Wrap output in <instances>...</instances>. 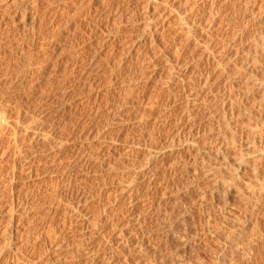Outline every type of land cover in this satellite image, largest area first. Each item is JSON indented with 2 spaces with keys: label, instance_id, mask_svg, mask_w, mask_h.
I'll return each instance as SVG.
<instances>
[{
  "label": "rangeland",
  "instance_id": "rangeland-1",
  "mask_svg": "<svg viewBox=\"0 0 264 264\" xmlns=\"http://www.w3.org/2000/svg\"><path fill=\"white\" fill-rule=\"evenodd\" d=\"M122 1L121 0H115V1L114 0H107V2L105 1L103 3V5H102V3H100V4H98V5H100V7L98 6V8L95 9L96 11L93 10V12H95L96 14L92 12L91 14H93V15H91V14H88V12H87L89 5L91 4L89 0H76L75 2H74V0H69V1H67V0H44V3L42 4L40 13L38 15L39 18L37 19V22H35V24H34L35 27L29 26V28H31L33 31L31 29L30 30L27 29V30H24L21 32L18 30V28H16L17 26H14L16 24L12 23V19L10 16L6 15L7 17H10V18L7 19V17L5 16L6 19H5V17L4 18L2 17L3 18L2 20L0 17V99H1L0 100V111H3L4 109L7 108L6 106H8L7 109H9V108L11 109V107H12V108H14V111L16 113H18V111L20 109L21 110L24 109V110H22V111L20 110V111L22 112L23 116L25 115L24 117L23 116L18 117L17 114L15 113L14 116L5 120L6 123H5V121H3V123H5L4 126L6 128L4 129L5 132L3 131L4 132L3 135H1L3 137H1V143H0V146H1L0 147V162L1 161H3V162H1L0 164L5 162V165H6L8 162L7 159L10 157V161H12V162H9L10 166L11 165L13 166V164H14L13 160H14V162L19 161V163H20L19 165L22 168L24 167L23 165L25 164L26 167H24V169L27 168L28 163L30 165L33 163L32 164L33 168L38 170V171H35L37 174V177H38L36 179L37 182H36V180H33L35 182H33V181L29 182L30 183L29 188H31V189H28L29 190L28 196L33 198L32 201H34L33 202L34 204L32 203V205H31V207L33 208V209L31 208V210H33V211H30V216H32L34 214H35L34 216H36V217L40 216V218L34 217V218H36V220H38L39 225H36V223H31L32 225L26 224L24 226V229L26 230L28 235H24L21 238V240H22L21 243L22 242L26 243V245L20 244L22 247L24 245V247L21 248L22 249L21 254L23 256L20 255L23 262H21L20 264H23V263L24 264H42L44 261H47V260H49V262L52 261L51 262L52 264L53 263L59 264L60 262L62 264H111L113 262V259H114L113 264H121V263L122 264H130V263L131 264H220V262L222 264H224V263L225 264H232V263L233 264H241V263L242 264H264V232H263L264 231V226H263L264 225V222H263L264 221V212H263L264 211V193L262 192V190L264 191V188H263L264 187V179H263L264 178V96H263L264 95L263 94L264 93V91H263L264 86L263 85L264 84H261L264 82V81H262V80H264L263 79L264 74H262L264 72V71H262L264 68V66H263L264 65V62H263L264 61V58H263L264 57L263 56L264 45L263 44H262L263 49L260 51L263 54L260 53L261 56H259V58H261L259 60L260 61L263 60L261 62L262 67L259 68L260 70L262 69L261 70L262 72L260 70H256L257 72L258 71H260V72H258L256 74L253 73V75H252V76H255L254 77L255 80L252 78L253 79L252 84H254L253 85L254 86V89H253L254 92L252 94L255 96H253V98H252V96L249 98V100H248L249 105L246 107V108H248V110L250 108V110H249L250 112H248V110H247L244 115H238L237 117L234 118V123L235 122L236 123L241 122L240 123L241 125H238L239 123L237 124L236 130H237V128L238 129L240 128L241 130H243L244 127H246V129L247 128L250 129L253 126L252 128L253 129L255 128L254 130L257 129V131H254L251 128L253 131L250 130V131H252V136L251 137L248 136L250 138L246 137L247 136L246 132L250 133V131H248V129H247V131H246V129L243 130L245 132V135H244L243 131L239 132L240 129L238 131H236V134H235L236 136H238L237 134L240 133L241 136H243V137L241 139V137L239 138L240 135L238 137L234 136L235 138H237L236 141H234V144H235L234 147L235 148H231V146H230V149H229V152L233 155L228 154V155H230L228 157H230V159H232L233 162L236 161V157H238V160H239V158L244 157L243 165L239 164V167H236V166H238V164H237L238 162H236L235 164H232V160H230V162H229V158H228L227 159L228 163H227L225 160L222 159L225 156L222 154L221 155L222 157H221L220 154H218L219 149L222 146H224V149L229 148L228 147L229 145L227 147L225 145H223V143H226V141H229V134L227 135V133L223 129H221L223 126L221 125V123L219 121H216L217 119L208 117L209 113H211V112L214 113L215 107L217 105L216 101L218 100L217 97H220V94H223V90L229 88V89L233 90L232 92H234V88H233L234 86H232V85H238L239 84L240 80L237 81V80L233 79L234 78V76H233L234 75L233 74L234 62H236L242 55L243 56L241 58L243 59L244 53H243L242 49H240L241 47L240 48L237 47V45H238L237 42H239V41H236L234 43L235 39H232V41H231V38H234L237 34L240 35L239 32L241 30H243L242 32H245V33L249 32L247 34V35H249L248 39L250 37V40H251L250 44H251V47L254 49V45H255L254 43L256 42V40H258V37H259V32L254 26V24H255L254 22H256L257 20L254 21V19H256L258 17L257 15H259L260 12L264 10V0H246V1L245 0H243V1L237 0V3H236V0H231V1L227 0V2L229 1L227 4V6L229 5L228 7H230L229 10L228 9L225 11L222 10L223 12H225V14L223 13V15H224L223 17L221 15L222 18L219 16L220 18L218 17V20H217L218 23L220 22L221 19L222 20L220 23L224 22L223 24L225 26H223V24H222L223 28H221L224 31L219 29V30H217L216 33L214 31H209V33H208V31H207L206 32L207 35L204 34V35H206V37H208V39L205 40L207 42H205V41H203V42L209 44L208 40L211 39V41L209 40L210 41L209 45L203 43V46H205V47L207 46L208 51H209L208 52L209 56H207V54H206V56H203V57H202V55L204 54L203 53L204 47H202L200 45H199L200 46L199 47L198 44H196V42H193L194 44L191 43V46H190V44L187 43L186 40H184L185 38H183L185 33L187 32V30L184 28H186L187 26L183 27V29H182L183 17H181V14L182 15L185 14V6H186V8H188L189 7L188 5H190V2H192V0H189L190 2L187 0V3H186V0H171V1L165 0L167 3H169V5H172V6L174 5V6L171 7L168 4H166L165 8H164V9H166L167 12L168 11L171 12V10H173V12L171 13L172 15L170 14L171 16H168L169 18H167V19L165 18L166 20L165 19L163 20L164 26H165V30L162 32L164 34L163 40L160 41V43L156 46V48L152 47L149 43H147L145 45V48L144 47L141 48L139 52H141V55L144 57H142L141 55L137 56V54H140L139 52H137L138 50H136V52L135 51L133 52L134 55L133 54H131L130 56L125 55L126 57L125 56L123 57L122 55H124V54H122L123 53L121 50L122 47L125 46V44L128 42V39H130L129 37H135L139 34L140 31H136V29L140 28L142 22L139 18L141 15V12L139 13L137 11V7L134 6L135 4L137 6L139 5L138 0L137 1L132 0V2L129 3L131 5V7L128 10H126L127 8H124L125 6L123 4H121ZM134 1H135V3H134ZM168 1H170V2H168ZM57 2H58V4H57ZM182 2L185 5H182ZM68 3L72 6H70ZM171 3H173V4H171ZM7 4L8 5L11 4V0H0V10H2V11H0V15L5 12V10H3L2 7L6 6ZM79 4H80V6H79ZM117 5L119 7H117ZM227 6H226V8H228ZM259 6H261V7H259ZM6 7H4V8H6ZM64 8L66 9V11L64 10ZM81 8H83V10ZM122 8L125 10L123 11ZM168 9H170V10H168ZM253 12L256 15H254ZM12 13H13V10L12 11L10 10V14H12ZM137 13H138V15H137ZM226 13L227 14L231 13V14L227 15ZM110 15H112V16H110ZM131 15H133V16L131 17ZM232 15L235 17H233ZM253 16H257V17H253ZM177 17H179L181 21ZM184 17H185V15H184ZM225 17L228 18V21H230V22H228V21L226 22L227 19H225ZM252 17H253V19H252ZM109 18H111L112 20ZM173 18L176 20H174ZM262 19L263 18H261V21H262ZM110 20L111 21L114 20L115 22L113 21L114 22L113 23ZM138 20L140 23L138 22ZM173 20H174V22H173ZM68 21H70V22H68ZM127 21H128V23H127ZM129 21L130 22L134 21V22L130 23ZM135 21H137V22L135 23ZM179 21L181 23H179ZM225 22H226V24H225ZM72 23H74V24H72ZM106 23H107V25H106ZM169 23H170V25L167 26ZM227 23H228V25H227ZM239 23H240V25H239ZM9 24H10V26H9ZM56 24H57V26H56ZM246 24L248 25L247 28L245 27ZM228 26H229V28H228ZM240 26L245 27L246 29H248V31L245 28H244L245 30L242 29ZM166 28H167V30H166ZM178 29H182V30L179 31ZM56 30H58V31H56ZM182 31H186V32H182ZM254 31H255V33H254ZM23 32L24 33L27 32L28 34L26 33L25 35H30L29 37L32 38L33 42L35 41L33 44V49L30 51L22 48V44H23L22 41H25V39H26V37L23 36ZM213 32H214V34H213ZM223 32H225V33H223ZM115 33H116V35H115ZM120 33H121V35H120ZM176 33H179V34L177 35ZM210 33H211V37H209ZM127 34H129V35H127ZM219 34L220 35L222 34V35L220 36ZM228 34H230L231 36L233 34L234 37H230V35H228ZM172 35H174V36H172ZM213 36L215 38V41H214V38L212 40ZM222 36H224V40H222ZM255 36L257 37V39ZM245 37H247V36H244V38ZM253 37H254V39L252 40L251 38H253ZM229 38H230V40L228 41ZM124 39H125V41H124ZM216 39L218 41H220V40L222 42L224 41L223 44L221 41L219 43H218V41L216 42ZM202 40H204V39H202ZM225 40L229 42L230 46L228 45V42L226 43ZM118 41H119V43H118ZM113 43H115V44H113ZM173 44L176 46V48L178 47V44H180L179 45L180 48L178 47L179 50L177 49L178 51L174 53L176 57L173 56L174 54H172L171 61H170L171 63L168 64L169 66L164 65V63H163L162 66H159L160 68L157 67L156 69H154V70H156L157 73L156 72L155 73L157 75L154 73L152 76L151 74L153 73L154 70L152 69V71H151L150 70L151 68L149 69L148 67L150 65H152L154 58H155L154 60L156 62H158L157 60L159 59V56L154 55V57H153L154 52H156L155 54H157V51L160 52L161 49H162V51H165V50L168 51L170 49V46ZM219 44H222L223 46L222 45L220 46ZM117 45H118V47H117ZM226 45L228 46V48H226ZM113 46H115V47H113ZM161 46H163V47L165 46V47L161 48ZM181 46H182V50H181ZM158 47H160L161 49L160 48L158 49ZM207 47H206V49H207ZM235 47L238 50L239 49L240 50L236 51ZM20 48H21V50H20ZM146 48H148V49H146ZM153 48H154V52L151 51ZM118 49H119V51H118ZM183 49H185V50H183ZM186 49L188 50V52ZM189 49H191V50H189ZM98 50H100V51H98ZM192 50H194V51L191 54ZM218 50H221V51H218ZM150 51L153 53H151ZM196 52L199 54H201V52L203 53L200 56L202 59L198 58V57H197L198 60H196L197 58L193 59V57L199 56V54L194 55ZM214 52H215V54L218 53V55L221 54L222 56L218 57V55H216L217 56L216 57V56H214L215 55ZM212 54L215 58L211 57ZM234 54H236V56ZM119 55H121V56H119ZM151 55H152V57H151ZM178 55H179V57H177ZM233 55L235 57H237V56H240V57L235 58ZM139 56H140V58H138ZM232 56H233V58H231ZM205 57H207V60ZM143 58L146 60H144ZM190 58H192V59H190ZM212 58H214V59H212ZM217 58H219V60ZM228 58H230V60H231L230 62H229ZM117 59H119V60H117ZM147 59H149L150 61L149 60L147 61ZM199 59H201V60H199ZM242 59H239L238 62H240V60H242ZM131 60H133V63ZM134 60H135V62H134ZM175 60L177 63L175 62ZM182 60H184V61H182ZM208 60H210L212 63L209 62ZM217 60H218V62L216 63L215 61H217ZM118 61H120V62H118ZM181 61L182 62L186 61L185 63H183L184 65L182 64L183 67L180 66L181 64H179ZM221 61H224V62H221ZM121 63L123 64V66ZM218 63H220V64H218ZM227 63H228V66L225 65ZM108 64L110 67L108 66ZM110 64H113V65H110ZM217 64L222 65L223 69H221V67L218 66ZM231 64H233L232 65L233 68H231ZM184 66H187V67H185L186 69H183ZM216 66H217V68H216ZM224 66H225V68L227 67L226 70H225ZM144 67L146 68V70H144ZM214 67L217 71L214 69ZM147 68H148V70H147ZM140 69H141V71H139ZM142 69L144 72L142 71ZM168 69L172 73L171 72L168 73L169 72ZM227 69H229V70H227ZM210 70L211 71L213 70V72H211ZM223 70H225L227 72L223 73L222 72ZM146 71L148 74L146 73ZM208 71H210V72H208ZM218 71L220 72V75H219ZM229 71L233 77L231 75H230L231 77L227 76L229 74ZM231 71H232V73H231ZM144 73H146V74L143 75ZM206 73H210L209 76L211 74L212 75L214 74V75L212 77L211 76L209 77V76H207ZM226 73H228V74H226ZM146 75H150L151 78L147 77ZM155 75H156V77H155ZM215 75H216V77H215ZM217 75H219L220 80L225 79V80L229 81L231 79V81H229V83L231 82V84H226V83H228V81L225 82V84L224 83L222 84V82H224L223 80H222V82L220 80H216V79H219ZM152 77H154V78H152ZM258 77H260V78H258ZM199 78L203 79V81L200 80ZM207 78L213 79V80H211V84L214 82L213 84H216V85L212 84L213 85V88H212L211 84H210V87H208L209 93H208V91H206L203 94V96L206 97V99L208 100V105H203V104H200L198 102L199 94L202 91V90H200L199 86H201V89H202L203 83H201V82H204L205 81L204 79H207ZM228 78H230V79H228ZM198 79L201 82L199 81L197 83L196 81H198ZM257 79H259L260 81L259 80L257 81ZM194 80H196L195 81L196 83L191 82ZM232 81H234V82H232ZM219 82L221 84H218ZM256 82H257V88L255 87ZM61 83H62V85H61ZM92 84H93V87H89ZM223 85H226V88ZM260 85H262L263 87ZM231 86H232V88H230ZM26 87H28V88H26ZM220 87L221 88L224 87V88L222 90H220L221 89ZM91 88H93V90H91ZM20 89H22V90H20ZM43 89H45V91ZM214 89H217L218 92H217V90H214ZM40 90H41L42 94L37 93V92H40ZM87 90H88V93L90 92V90H91V92L88 94ZM219 90H220V94H219ZM242 91L243 90L239 89V90L235 91V94L240 93V92L242 93ZM260 91H263V92H260ZM83 94H84V96H83ZM232 94L233 95H231V97L233 98L234 103H239L242 101V99H239V98L234 99L235 94L234 93H232ZM31 95H33V96H31ZM36 95H39V96H36ZM40 95H41V97H40ZM43 95H45V96H43ZM54 96H56V97H54ZM260 96L263 98H261ZM25 97L28 99V101L25 100L26 99ZM259 99H261V102L262 101L263 102L261 103L259 101ZM256 100H258V101H256ZM54 101H55V103H54ZM15 103L18 105L15 106L16 105ZM1 104L3 106H5L3 108V110H2L3 106ZM8 104L11 106L9 107ZM13 104H15V105L12 106ZM19 105H20V109L18 107ZM21 107H23V108H21ZM15 108H17V109H15ZM254 108H258L260 111L257 109L255 110ZM16 110H18V111H16ZM171 111L174 113V115ZM166 112H170V114L172 116L169 120V122H170L169 124L164 122V121H161L162 119L164 120V117H165L164 114ZM205 113H207L208 116H206ZM189 114H190V116H192V118L189 116ZM50 115H52V116H50ZM114 116H115V118H114ZM181 116H184L185 118L187 116V118L189 117L188 120H191V121H189V123H190L189 126L196 128V129L195 128L193 129V131H195L194 136H192L188 133L189 132L188 129L185 128L186 130H188V132H186V130L184 128L182 129L180 127V125H177L180 123L179 120L181 118L179 119V117H181ZM203 117H204V119H203ZM160 121L162 123H164V125ZM176 121H178V122H176ZM215 121L219 122V125L222 127L220 128L219 125L216 126L218 123H216ZM243 121L245 123L247 122L246 124L249 123V125H251L250 128H249V125H242ZM18 122H19V125L17 124ZM174 122H176L175 123L176 125H174ZM160 123L162 124V126H160L161 125ZM16 124L18 126H16ZM26 124H28L29 127L26 126ZM31 124H32V127L34 126L33 127L34 129L31 128V126H30ZM253 124H256V125L254 126ZM35 125H37V126L39 125L38 128ZM11 126H13V127L15 126V128L18 127V129L20 128L19 134H21V135H19V136L23 137V138L21 137L23 139L22 145L19 144L20 146L19 145L13 146V144L10 143L12 140L13 133H14V128H12ZM163 126L166 128H164ZM176 126L178 127V129L179 128L180 129L179 130L176 129L177 128ZM241 126H244V127H241ZM25 127L26 128L28 127V128L26 129ZM212 127H213V129H211ZM163 128L166 132L163 130ZM21 129L22 130L31 129V130H36L37 132H41V130H42L43 133L41 132V134H43V135H40V133H38L37 134L38 137H37V135H36L37 132L28 130V133H29L28 134L26 130L22 131ZM171 129L172 130L174 129V130L172 131ZM199 129L201 130V132ZM215 129H218L220 131L217 132ZM169 130H171L170 132L172 134L169 132ZM175 130L178 132L183 131V133L180 132V134H178V133H176ZM260 130H262V131H260ZM11 131H13V132L11 133ZM44 131H45V134H44ZM204 131H205V133H204ZM221 131L226 133V134L222 133ZM21 132H23V133H21ZM47 132H48V134H50L49 136H47V134H46ZM184 132H186V134H188L190 136H188V137H187V135L185 136ZM202 132L204 135L201 134ZM253 132L254 133L258 132V133L255 135V134H253ZM11 134H12V136H11ZM174 134H176V135H174ZM209 134H211L212 136ZM219 134H221L220 135L221 137L219 136ZM39 135H40V137L41 136H47V138L45 137L46 140L44 139V137H41L42 139L40 140ZM223 135H225V136L227 135L228 138L223 136ZM50 136H52V137H50ZM171 136L179 137V141H177V142L181 141V144H179V146L182 145V146L186 147V148L184 147L185 153L183 151L182 146H180V148L178 146H173L174 144L177 145L176 142H174V144L171 143L172 141H169L170 143L169 142L167 143L168 138H170ZM48 137H49V139H48ZM222 137L224 138V140H226L225 142H224V140H222ZM252 137H254V138L251 139ZM50 138H52V139H50ZM166 138H167V140H166ZM208 138H210V139H208ZM246 138H248V139L245 140ZM239 139H241V140H239ZM250 139L254 143L257 141V143H255V146L253 145L254 143H252V145L250 146L251 149H250V147L247 146V144H249V145L251 144V142H248ZM29 140L32 142H30ZM208 140H209V142H208ZM210 140H211V142H210ZM6 141L7 142L9 141V142L7 143ZM182 141H183V144H182ZM217 141H220V143L218 142L217 144H221L223 141L222 146L215 144ZM187 143L190 144L191 146L188 145ZM244 144L246 145V147ZM99 145H102V146H99ZM170 145H172L173 148H175V149H173L172 146L169 148ZM186 145L190 148L193 147V149L191 150V149L187 148ZM241 145H243V146L241 147ZM201 146H202V148H201ZM252 146L254 147V149ZM6 147H7V149L8 148L11 149L13 147L12 149H13L14 153L11 154V156H9L8 158L6 157V159H5V158L1 157V153H2L1 150H3V148L6 150ZM15 147H17V148H15ZM18 147H21L20 148L21 154H20V152L18 153V151H17V150H19ZM24 147H26V148H24ZM30 147L33 151L30 150ZM248 148H249V150H247ZM157 149H159V150L162 149L164 151V153L160 154L161 156L158 154L156 155L155 151ZM198 149H200V151L203 150L202 152H205L204 155ZM209 149H211L212 152L208 151ZM28 150H29V153H28ZM190 150H191V152H190ZM25 151H26V153H25ZM173 151H175V152H173ZM181 151H183V152H181ZM249 151H251V152H249ZM252 151H254L255 153H253ZM187 152L190 154H188ZM195 152H196V154H195ZM144 153L145 154L147 153L148 155L147 154L145 155ZM191 153H194V154H191ZM215 153H216V155H219L220 157L217 156V158H216L215 157L216 155L214 156ZM14 154L16 155L15 159L13 156ZM153 154H154V156H153ZM210 154H212V155L210 156ZM237 154H238V156H237ZM240 155L241 156L243 155V156L241 157ZM231 156L232 157L234 156L235 159H233ZM20 157H21V159H20ZM148 158H149L150 163L147 162V164H146L145 161H147ZM153 158H155V159H153ZM177 159H179L180 161ZM255 159H258V161ZM245 160H246V162H245ZM167 161H168V163H167ZM172 162H173V164H172ZM35 163L36 164L38 163V164L36 165ZM169 163H171V164H169ZM193 163L194 164L196 163L197 165L196 164L194 165ZM230 163L232 165H235V166H232ZM253 163H256V164H253ZM15 164H17V166H18V163H15ZM163 164L164 165L166 164V165L164 166ZM205 164H207V169H208L207 171L205 169L206 168ZM248 164H249V166H248ZM144 165H147L148 167L144 166ZM178 165H180V166H178ZM186 165H188V166H186ZM209 165H211V166H209ZM253 165H254V167H252ZM181 166L183 169L180 168ZM20 167H18V169ZM184 168L187 169V170H185V172H183ZM201 168H202V172H204V170H205V172L214 171V169H215V171H218V172H216L217 174L215 173V171L213 173L215 175H218V173L220 172V175H223V177L227 174L224 177V178H226V180L228 178L231 180V178H232L231 176H233L234 177V179L232 178L233 184L235 183L234 180L235 181L238 180L237 181L238 183L236 182L234 185L232 184L233 185L232 190L233 189L234 190L228 195V197H227L228 199L227 198L225 199V197L223 198V195H221L220 193H219L220 199H218L219 198L218 192L217 193L214 192L212 185L209 184L212 182H210V180L208 178H205L203 176V173L201 172ZM252 168H253V170H251ZM24 169H21V170H24ZM165 169L166 170L168 169V170L166 171ZM198 169H199V171H198ZM254 169H256V171ZM146 170H148V171H146ZM196 170L198 172H196ZM143 171H144V173H143ZM161 171H163V172H161ZM180 171H182V173L184 175L182 173H180ZM192 171H193V173H192ZM197 173L200 175H198ZM49 174H51V175H49ZM155 174H156V176H155ZM243 175H245V176H243ZM249 175L250 176L252 175V176L250 177ZM201 176H202V178H201ZM235 176H236V178H235ZM240 176H241V178H240ZM134 177L137 181H135ZM197 177H198V179H197ZM242 177L244 178V180H242L243 179ZM254 177L256 178V181H257L256 183L258 185L255 183ZM184 178H186V179H184ZM204 178L208 179V180H204ZM132 180H134V181H132ZM39 181H40L39 184H35V183H38ZM183 181H185V182H183ZM205 181H207L208 183L206 182V184H204ZM260 181H261V183H260ZM121 182L126 183V184H123ZM193 182H195V185H193L194 184ZM242 183H244V184H242ZM19 184L21 185L22 183H19ZM252 184L256 187H254ZM129 185H132L133 187L129 186ZM72 186H74V187H72ZM126 186H128V189L130 188V190H126L127 189ZM249 186L252 188H249ZM134 187H135V189H134ZM141 187H142V191H141ZM187 187H189V188H187ZM210 187H211V189H210ZM34 188H36L37 190ZM91 188H92V191L90 192ZM242 188H243V190H242ZM131 189H133V190L131 191ZM235 189H238V190H235ZM239 189L242 191V193ZM118 190H122L121 193ZM123 190H124V193H125V196L127 197V199H128V197H129V199L131 198V200L128 199L129 202L130 201H131V203L135 202L134 204L129 203L128 200L126 199V197H124V193H122ZM134 190H136V191H134ZM209 190H211V191H209ZM258 190H260V191H258ZM32 191H33V193H31ZM84 191H85V194H87L88 196H89V194H92V197L96 195L95 197H93L94 198L93 200H92V197L90 195V199H89V201L91 200V202H89V204L91 203L93 206L91 204H90V206L93 208H90L88 203H87L88 208L83 206V205H79L78 203H75V202H78L77 196L79 194H81V192L84 193ZM243 191L245 194L243 193ZM95 192L96 193L99 192V194H96ZM130 192H133L136 195H137L136 192H138V195L136 196L133 193L131 195ZM144 192H146V193H144ZM212 192H213V195L217 194L218 196H215V195L213 196L211 194ZM251 192H252V194H251ZM129 193L131 196H128ZM47 194H48V196H47ZM102 194L105 196L102 197ZM118 194H119V197H121V199L118 197ZM202 194L204 196H202ZM75 195H77V196H75ZM164 195H166V196H164ZM132 196H134V198L136 197L135 198L136 200ZM147 196H148V198H147ZM34 197H36L35 198L36 200L34 199ZM230 197H231V199H230ZM240 197L241 198L243 197L244 199L243 198L241 199ZM37 198H38V205H35V204H37ZM39 198L41 200L43 198H45V200H42L45 202L42 203V201ZM50 198H51V200H50ZM143 198L144 199L147 198L148 200H146V199L144 200ZM260 198H262L261 201H260ZM102 199H103V201H101ZM106 199H108V200H106ZM114 199L118 200V201L116 200V204L114 203ZM223 199H225L227 201L230 199V203L229 202L227 203V201H224ZM53 200H54V203H53ZM98 200H100V202ZM50 201H52V202H50ZM105 201H106V204L104 205ZM123 201H124V203H123ZM40 202L42 204H39ZM109 202H111V203H109ZM224 202H225V204H224ZM252 202L254 205L255 204L256 205L254 206L252 204ZM52 203L56 207L53 206ZM108 203H109V205H108ZM112 203H114L115 205H113ZM96 204L98 206H96ZM101 204H103L104 207L105 206H109V207L104 208ZM42 205H44V206H42ZM58 205H61V206H58ZM35 206H36V208H34ZM95 206H96V208H95ZM151 206H152V208H151ZM131 207H132V209H131ZM133 207H134V209H133ZM223 208H225L227 210V212ZM77 209H79V210L81 209V210L79 211ZM87 209H90L89 212ZM121 209H123V210H121ZM130 209L132 211H130ZM34 210H36V211H34ZM62 210L65 212H63ZM127 210H129V211H127ZM133 210L136 211L137 215L139 213V216H140L139 220L141 223H139V221L137 223L136 222L137 220L136 221L134 220V217L137 219L138 216L137 215L134 216L135 214H133V213L135 211H133ZM113 211H114V214H113ZM116 211H118V212H116ZM150 211H151V213H150ZM260 211H262L263 213ZM90 212H92V213H90ZM131 212H133V213H131ZM89 213H90V215H89ZM111 213L113 215H110ZM126 213L128 215L132 214L133 220L130 219L132 216L131 215L128 216ZM141 213H143V214H141ZM72 214H74V215H72ZM93 214H94V216H93ZM107 214H108V216H106ZM87 215L90 217L89 219H88ZM109 215L111 217L112 216L113 217L115 216V217L109 218ZM182 216H184V217H182ZM107 217H108V219H107ZM122 217L124 219H122ZM141 217H142V220H141ZM45 218H46V220H45ZM117 218H118L119 222H118V220L117 221L115 220ZM229 218H230V220H229ZM238 218H240V219H238ZM48 219H50V220H48ZM87 219L90 220V222H88ZM110 219H112L113 221H111ZM128 220H130L128 222L129 225H128V223L127 224L124 223V222H127ZM179 220L181 222H183V224ZM108 221L110 224L108 223ZM145 221L147 224L145 223ZM113 222H115V223H113ZM132 222H133V224H131ZM134 222H136L137 224H135ZM255 222L256 223L258 222V223L256 224ZM63 223L64 224L66 223V224L64 225ZM104 223H105V225H104ZM112 223H113V225H111ZM123 223L125 225H128V226L125 227ZM93 224H94V226H93ZM114 224H117L119 227H122L124 229L119 228L117 225L114 226ZM229 224H230V226H229ZM2 225L3 224L1 223L0 226L2 227ZM4 225L2 228H4ZM132 225H134V227ZM107 226H109V227H107ZM129 226L132 228H130ZM163 226H165V227L162 229ZM31 227H32L33 231L31 229ZM37 227H39L40 229L42 228L41 230H43V231H41V230L39 231V228L37 230ZM50 227H52V228H50ZM92 227H93V229H92ZM251 227H252V230H251ZM97 228L98 229L100 228V229L98 230ZM125 228H126V230H125ZM158 228H159V230H157ZM253 228H255V229H253ZM27 229H28V231H27ZM49 229H51L52 231ZM120 229L122 231L124 230L126 232V234H124L123 237H121L120 235L119 236L117 235V233L118 234L120 233L119 232ZM216 229H218V230H216ZM233 229H234V231H233ZM259 229H260V232H259ZM35 230H37V231H35ZM127 230H129V231L127 232ZM165 230H166V232H165ZM230 230H231V232H230ZM255 230H257L256 233H255ZM30 231H32L33 233H31ZM47 231L51 234H47L46 233ZM99 231H101V232H99ZM1 232H2V230L0 229V233ZM26 232H25V234H26ZM28 232H30V233H28ZM39 232L43 233V235L45 236V240H36L35 241V239L37 237L36 235H38ZM232 232H234V235L231 234ZM202 233L205 235L202 236ZM238 234H239V236H238ZM92 235H94V236H92ZM54 236H56V237H54ZM135 236H137V237H135ZM204 236H206V237H204ZM120 237L122 238V241H123V239L128 240V241L125 240L127 247H126V244L124 243V241L123 242L121 241ZM228 239H230V240H228ZM160 240H161V242H160ZM233 240L236 241V243ZM65 241L67 242V244L65 243ZM142 241H144V242H142ZM62 242L65 243L66 245H64ZM131 242H132V244L130 245ZM146 242H147V244H146ZM121 243H122V245H120ZM139 243H141V246H143V247H141ZM148 243H150V244H148ZM239 243H241V244H239ZM123 244H125V245L123 246ZM133 244H134L135 248H134ZM138 244L140 247L137 246ZM154 244L155 245L157 244V245L154 246ZM223 244H224V246H223ZM235 244H237V245H235ZM67 245H69V246H67ZM217 245H219V246H217ZM57 246H60L61 249H58L56 252V250H54V249H56ZM151 246L153 249H151ZM163 246H164V248H163ZM65 247H68L69 251ZM144 247H145V252H144ZM147 247H150V248H147ZM140 248H143V249H141V251H139ZM225 249H227V250H225ZM128 250H131L133 253L131 251H128ZM146 250H147V252H146ZM158 250L159 251L161 250V251L158 252ZM125 252H126V254H125ZM140 252L141 253L143 252V253L141 254ZM148 252H151V253H148ZM111 253H113V254L115 253L116 255L114 254L113 255L114 257H111L112 256ZM57 255H59V256H57ZM61 255H63L62 258H61ZM64 255L65 256L67 255V256L65 257ZM217 255H219V256H217ZM26 256H27V258H26ZM57 257H59L61 259L58 260ZM54 259H55V261H54ZM125 260H127V261H125ZM230 260H233V262H231ZM24 261L27 263H25ZM65 261H66V263H65Z\"/></svg>",
  "mask_w": 264,
  "mask_h": 264
},
{
  "label": "bare ground",
  "instance_id": "bare-ground-1",
  "mask_svg": "<svg viewBox=\"0 0 264 264\" xmlns=\"http://www.w3.org/2000/svg\"><path fill=\"white\" fill-rule=\"evenodd\" d=\"M67 1H69V0H67ZM76 0H74V2H75ZM90 1V5H89V8H88V10H87V12H88V14H91L92 12H93V10L94 11H96L95 9L96 8H98V6L100 7V5H98V4H100V3H102V5H103V3L106 1L107 2V0H89ZM115 1V0H114ZM122 1V0H121ZM137 1V0H136ZM171 1V0H170ZM170 1H168V2H170ZM189 1V0H188ZM229 1H231V0H229ZM228 1V2H229ZM239 1V0H238ZM243 1V0H242ZM246 1V0H245ZM61 2V1H60ZM132 2V0H123L122 2H121V4H123L125 7L124 8H127L126 10H128L130 7H131V5L129 4V3H131ZM138 2H139V5L137 6L136 4L134 5V6H136L137 7V11L140 13L141 12V15H140V20H141V26H140V28L139 29H136V31H140L139 32V34L137 35V36H135V37H129L130 39H128V42L125 44V46H123L122 47V54H124V55H122L123 57L125 56V55H127V56H130L131 54H133L134 55V51L136 52V50H138L137 52H139L140 51V49L141 48H145V45L147 44V43H149L152 47H154V48H156V46L160 43V41H162L163 40V36H164V34L162 33L164 30H165V26H164V22H163V20L166 18H169L168 16H171L172 14V12H173V10H171V12H167L166 11V9H164L165 8V5L166 4H168L169 5V3H167L165 0H138ZM137 2V3H138ZM190 2V1H189ZM228 2H227V0H192V2H190V5H188L189 7L188 8H186V6H185V17H184V15H182L181 13V17H183V19H182V22H183V26H182V29H183V27H186V28H184V29H186L187 30V32L186 31H182V32H186L185 33V35H184V37L183 38H185L184 40H186V42L187 43H189L190 44V46H191V43H193V42H196V44H198V46L200 45V46H202V47H204V54L201 52V54H203L202 55V57L203 56H206V54H207V56H209V54H208V47H207V49H206V47L205 46H203V43H205V42H207V41H205L206 39H208V37H206V32L208 31V33H209V31H214L215 33L217 32V30H219V29H221V28H223L222 27V24L224 23H220L221 22V20H220V24L218 23V17L220 16L221 17V15H222V17L224 16L223 15V13L225 14V12H223L222 10H229V8L230 7H228L227 6V4H228ZM248 2V1H247ZM2 3V2H1ZM7 3V2H6ZM44 3V0H11V4H7L6 6H4V7H6V8H4V7H2L3 8V10H5V12L3 13V14H1L0 15V17H1V20L7 15V16H10L11 17V19H12V23L13 24H16V25H14V26H17L16 28H18V30L19 31H24V30H27V29H31V28H29V26L30 27H32V26H34L35 27V22H37V19L39 18L38 17V15H39V13H40V10H41V7H42V4ZM54 3V2H53ZM72 3V2H71ZM134 3H135V1H134ZM174 3V2H173ZM173 3H171V4H173ZM186 3H187V0H186ZM232 3V2H231ZM236 3H237V0H236ZM239 3V2H238ZM250 3V2H249ZM48 4V3H47ZM46 4V5H47ZM51 4V3H50ZM57 4H58V2H57ZM65 4V3H64ZM69 4V3H68ZM73 4V3H72ZM119 4V3H118ZM129 4V5H128ZM180 4V3H179ZM189 4V3H188ZM235 4V3H234ZM52 5V4H51ZM70 5V4H69ZM101 5V6H102ZM132 5V6H133ZM182 5H185V4H183V2H182ZM243 5V4H242ZM248 5V4H247ZM70 6H72V5H70ZM79 6H80V4H79ZM127 6V7H126ZM169 6H171V7H173L172 5H169ZM178 6V5H177ZM226 6L228 7V8H226ZM246 6V5H245ZM56 7V6H55ZM58 7V6H57ZM64 7V6H63ZM84 7V6H83ZM109 7V6H108ZM112 7V6H111ZM117 7H119L118 5H117ZM116 7V8H117ZM135 7V8H136ZM182 7V6H181ZM234 7V6H233ZM259 7H261V6H259ZM258 7V8H259ZM76 8V7H75ZM79 8V7H78ZM87 8V7H86ZM85 8V9H86ZM133 8V7H132ZM168 8V7H167ZM241 8V7H240ZM250 8V7H249ZM43 9V8H42ZM63 9V8H62ZM82 10H83V8H81ZM123 9V8H122ZM175 9V8H174ZM234 9V8H233ZM261 9V8H260ZM10 10L12 11L13 10V13L12 14H10ZM58 10V9H57ZM60 10V9H59ZM64 10L66 11V9L64 8ZM77 10V9H76ZM125 9H123V11H124ZM131 10V9H130ZM168 10H170V9H168ZM184 10V9H183ZM248 10V9H247ZM253 10V9H252ZM0 11H2V10H0ZM43 11V10H42ZM72 11V10H71ZM70 11V12H71ZM80 11V10H79ZM86 11V10H85ZM119 11V10H118ZM122 11V12H123ZM176 11V10H175ZM60 12V11H59ZM73 12V11H72ZM101 12V11H100ZM111 12V11H110ZM128 12V11H127ZM136 12V11H135ZM235 12V11H234ZM240 12V11H239ZM252 12V11H251ZM81 13V12H80ZM79 13V14H80ZM93 13H95V12H93ZM129 13V12H128ZM132 13V12H131ZM130 13V14H131ZM183 13V12H182ZM228 13V12H227ZM226 13V14H227ZM249 13V12H248ZM96 14V13H95ZM109 14V13H108ZM111 14V13H110ZM113 14V13H112ZM119 14V13H118ZM171 14V15H170ZM231 14V13H230ZM230 14H227V15H230ZM235 14V13H234ZM253 14L254 15H256L254 12H253ZM91 15H93V14H91ZM121 15V14H120ZM137 15H138V13H137ZM248 15V14H247ZM6 16V17H7ZM95 16V15H94ZM98 16V15H97ZM110 16H112V15H110ZM130 16V15H129ZM133 15H131V17H132ZM179 16V15H178ZM226 16V15H225ZM233 16V15H232ZM258 16V17H257ZM257 16H253V17H257L256 19H254V21L255 20H257L256 22H254L255 24H254V26H255V28L258 30V32H259V37H258V40H256L257 39V37H256V42L254 43L255 45H254V49L251 47V44H250V42H251V40H250V37H249V39H248V36L249 35H247L248 33H245V32H242L243 30H241L240 32H239V34L240 35H236L235 37L233 36V34H232V36L230 35V34H228V35H230V37H234V38H231V41H232V39H235V41H234V43L236 42V41H239V42H237V47L238 48H240V49H242V51H243V53H244V57H243V59L240 57V56H237V57H235L236 56V54H234L233 56L235 57V58H238V57H240L239 59H242V60H240V62H238V60L236 61V62H234V70H233V76H234V80H240L239 81V84L238 85H232V86H234L233 88H234V92H232L233 90L232 89H225V90H223V94H220V90H222L223 88H219L220 90H219V94H220V97H217L218 98V100L216 101V107H215V111H214V113H209L208 115H207V113H205V115L206 116H208L209 118H214V119H217L216 121H219L220 123H221V125L223 126H220L219 125V122H216V123H218L216 126H220V128L221 129H223L226 133H227V135L229 134V141H226V140H224V138L222 137V140H224V142L226 141V143H223V141H222V143H223V145H225L226 147L228 146L229 148H227V149H224V146H222V143L221 144H217L218 142L220 143V141H217L215 144H217V145H221L222 147L219 149V153L218 154H220V156L223 154L225 157H223L222 159L223 160H225L227 163H228V161H227V159L229 158V162H230V160H232V159H230V157H228V156H230V155H233V154H231L230 152H229V149H230V146H231V148H235L234 146H235V144H234V141H236V139L237 138H235L234 136H236L235 134H236V131H238L239 129L237 128V130H236V126H237V124L238 125H241L240 123L241 122H238V123H234V118L235 117H237L238 115H244L245 113H246V111L248 110V108H246L248 105H249V102H248V100H249V98L252 96V98H253V96H255V95H253L252 93L254 92L253 91V89H254V84H252V80L254 79V77L255 76H252L253 75V73H258V72H260L261 70L259 69L260 67H262V64H261V62L263 61H260L259 59H261V58H259V56H261L260 55V51L264 48H262V46L264 45V10L263 11H261L260 12V14L259 15H257ZM3 17V18H2ZM6 17H5V19H6ZM10 17H7V19L8 18H10ZM47 17V16H46ZM122 17V16H121ZM125 17V16H124ZM128 17V16H127ZM219 17V18H220ZM221 17V18H222ZM228 17V16H227ZM233 17H235V16H233ZM246 17V16H245ZM249 17V16H248ZM253 17H252V19H253ZM98 18V17H97ZM114 18V17H113ZM117 18V17H116ZM177 18H179V17H177ZM242 18V17H241ZM244 18V17H243ZM261 18H263L262 19V21H261ZM58 19V18H57ZM108 19V18H107ZM109 19H111V18H109ZM165 19V20H166ZM174 19V18H173ZM225 19H227L226 20V22L228 21V18H226L225 17ZM232 19V18H231ZM236 19V18H235ZM249 19V18H248ZM44 20V19H43ZM60 20V19H59ZM82 20V19H81ZM112 20V19H111ZM110 20V21H111ZM121 20V19H120ZM119 20V21H120ZM133 20V19H132ZM174 20H176V19H174ZM174 20H173V22H174ZM179 20H180V18H179ZM4 21V20H3ZM39 21V20H38ZM58 21V20H57ZM89 21V20H88ZM97 21V20H96ZM114 21V20H113ZM113 21H111V22H113ZM124 21V20H123ZM170 21V20H169ZM181 21V20H180ZM179 21V23H181ZM232 21V20H231ZM247 21V20H246ZM7 22V21H6ZM11 22V21H10ZM68 22H70V21H68ZM73 22V21H72ZM115 22V21H114ZM113 22V23H114ZM121 22V21H120ZM130 22V21H129ZM134 22V21H133ZM133 22H130V23H133ZM137 21H135V23H136ZM138 22H139V20H138ZM226 22H225V24H226ZM228 22H230V21H228ZM234 22V21H233ZM242 22V21H241ZM244 22V21H243ZM250 22V21H249ZM61 23V22H60ZM126 23V22H125ZM127 23H128V21H127ZM126 23V24H127ZM140 23V22H139ZM171 23V22H170ZM170 23L167 25V26H169L170 25ZM245 23V22H244ZM69 24V23H68ZM72 24H74V23H72ZM172 24V23H171ZM231 24V23H230ZM235 24V23H234ZM242 24V23H241ZM54 25V24H53ZM106 25H107V23H106ZM131 25V24H130ZM166 25V24H165ZM185 25V26H184ZM227 25H228V23H227ZM239 25H240V23H239ZM9 26H10V24H9ZM56 26H57V24H56ZM67 26V25H66ZM166 26V27H167ZM223 26H225L224 24H223ZM252 26V25H251ZM179 27V26H178ZM235 27V26H234ZM233 27V28H234ZM237 27V26H236ZM242 29H244L245 27L247 28L248 27V25L246 24V26L245 27H242V26H240ZM47 28V27H46ZM168 28V27H167ZM167 28H166V30H167ZM188 28V29H187ZM228 28H229V26H228ZM245 28V29H246ZM58 29V28H57ZM69 29V28H68ZM173 29V28H172ZM182 29H178L179 31L180 30H182ZM244 29V30H245ZM251 29V28H250ZM7 30V29H6ZM17 30V31H18ZM32 30V29H31ZM75 30V29H74ZM78 30V29H77ZM105 30V29H104ZM120 30V29H119ZM216 30V31H215ZM221 30H223V29H221ZM247 31H248V29H246ZM33 31V30H32ZM56 31H58V30H56ZM176 31V30H175ZM224 31V30H223ZM227 31V30H226ZM237 31V30H236ZM246 31V32H247ZM20 32V33H21ZM116 32V31H115ZM214 32H213V34H214ZM222 32V31H221ZM242 32V33H241ZM19 33V32H18ZM27 33V32H26ZM26 33H24L23 32V36H25L26 37V39H25V41H22L23 42V44H22V48L23 49H25V50H28V51H30V50H32L33 49V44H34V42H33V40H32V38L31 37H29L30 35H25ZM113 33V32H112ZM223 33H225V32H223ZM235 33V32H234ZM238 33V32H237ZM254 33H255V31H254ZM28 34V33H27ZM110 34V33H109ZM177 35L179 34V33H176ZM204 34H206V35H204ZM64 35V34H63ZM102 35V34H101ZM115 35H116V33H115ZM120 35H121V33H120ZM127 35H129V34H127ZM209 35V34H208ZM220 35V34H219ZM218 35V36H219ZM222 35V34H221ZM220 35V36H221ZM22 36V37H23ZM54 36V35H53ZM98 36V35H97ZM100 36V35H99ZM172 36H174V35H172ZM182 36V35H181ZM244 36H247V37H245L244 38ZM251 36V35H250ZM2 37V36H1ZM16 37V36H15ZM21 37V36H20ZM47 37V36H46ZM169 37V36H168ZM167 37V38H168ZM206 37V38H205ZM209 37H211V33H210V36ZM217 37V36H216ZM227 37V36H226ZM252 37V36H251ZM6 38V37H5ZM8 38V37H7ZM24 38V37H23ZM22 38V39H23ZM36 38V37H35ZM57 38V37H56ZM123 38V37H122ZM182 38V37H181ZM213 38H214V36L212 37V40H213ZM60 39V38H59ZM106 39V38H105ZM115 39V38H114ZM126 39V38H125ZM125 39H124V41H125ZM202 39H204V40H202ZM226 39V38H225ZM252 40L254 39V37L253 38H251ZM72 40V39H71ZM123 40V39H122ZM210 41H211V39H209ZM208 40V42H209V44H210V41ZM222 40H224V36H222ZM227 40V39H226ZM225 40V41H226ZM230 40V38L228 39V41ZM39 41V40H38ZM37 41V42H38ZM110 41V40H109ZM123 41V42H124ZM203 41H205V42H203ZM214 41H215V38H214ZM213 41V42H214ZM218 40L216 39V42H217ZM221 41V40H220ZM220 41H218V43L220 42ZM228 41H226V43L228 42ZM104 42V41H103ZM222 42V41H221ZM224 42V41H223ZM223 42H222V44H223ZM118 43H119V41H118ZM122 43V42H121ZM113 44H115V43H113ZM164 44V43H163ZM194 44V43H193ZM205 44H208V43H205ZM208 44V45H209ZM215 44V43H214ZM222 44H219L220 46L222 45ZM253 44V43H252ZM263 44V45H262ZM5 45V44H4ZM165 45V44H164ZM170 45V44H169ZM174 45V44H173ZM171 45L170 46V49L168 50V51H162V47L163 46H161V48L160 47H158V49L160 48L161 49V51L160 52H158L157 50V54H155L156 52H154V48L151 50V51H153L154 52V54H153V57H154V55H156V56H159V59L157 60L158 62H156L153 58V63H152V65H150L148 68L152 71V69L154 70V69H156L157 67H159V66H162V64L164 63V65H168L169 63H171L170 61H171V56H172V54H174L175 52H177L178 50H179V48H180V44H178V47L176 48V46L174 45ZM228 45H229V42H228ZM160 46V45H159ZM199 46V47H200ZM223 46V45H222ZM230 46V45H229ZM235 46V45H234ZM261 46V47H260ZM113 47H115V46H113ZM117 47H118V45H117ZM150 47V46H149ZM165 47V46H164ZM163 47V48H164ZM167 47V46H166ZM211 48V47H210ZM225 48V47H224ZM226 48H228V46L226 45ZM236 48V47H235ZM67 49V48H66ZM146 49H148V48H146ZM178 49V50H177ZM231 49V48H230ZM229 49V50H230ZM239 49V50H240ZM20 50H21V48H20ZM37 50V49H36ZM35 50V51H36ZM111 50V49H110ZM150 50V49H149ZM164 50V49H163ZM181 50H182V46H181ZM183 50H185V49H183ZM187 50V49H186ZM189 50H191V49H189ZM228 50V51H229ZM238 49L236 48V51H237ZM238 50V51H239ZM98 51H100V50H98ZM117 51V50H116ZM118 51H119V49H118ZM147 51V50H146ZM150 51V52H151ZM194 50H192L191 51V54H192V52H193ZM197 51V50H196ZM218 51H221V50H218ZM227 51V50H226ZM79 52V51H78ZM153 52H151V53H153ZM187 52H188V50H187ZM186 52V53H187ZM264 52V51H263ZM140 54H137V56L138 55H141V52H139ZM190 53V52H189ZM81 54V53H80ZM112 54V53H111ZM143 54V53H142ZM149 54V53H148ZM177 54V53H176ZM182 54V53H181ZM194 54V53H193ZM197 54H199V53H195L194 55H197ZM201 54H199V56H196V57H193V59L194 58H201L200 56H201ZM214 54H215V52H214ZM261 54H263V53H261ZM115 55V54H114ZM190 55V54H189ZM216 55H218V53L217 54H215L214 56H216ZM241 55V54H240ZM119 56H121V55H119ZM136 56V55H135ZM142 56V55H141ZM155 56V57H156ZM173 56H175V54L173 55ZM192 56V55H191ZM213 56V54L211 55V57H214ZM219 56H222L221 54L220 55H218V57ZM233 56L231 57V58H233ZM263 56H264V54H263ZM126 57V56H125ZM142 57H144V56H142ZM151 57H152V55H151ZM176 57V56H175ZM177 57H179V55L177 56ZM210 57V58H211ZM217 57V56H216ZM122 58V57H121ZM129 58V57H128ZM132 58V57H131ZM137 58V57H136ZM138 58H140V56L138 57ZM137 58V59H138ZM198 58L196 59V60H198ZM206 58V60H207V57H205ZM204 58V59H205ZM215 58V57H214ZM214 58H212V59H214ZM222 58V57H221ZM225 58V57H224ZM234 58V59H235ZM264 58V57H263ZM262 58V59H263ZM91 59V58H90ZM116 59V58H115ZM144 59V58H143ZM142 59V60H143ZM151 59V58H150ZM177 59V58H176ZM190 59H192V58H190ZM202 59V58H201ZM201 59H199V60H201ZM203 59V60H204ZM218 60H219V58H217ZM229 59V62L231 61L230 60V58H228ZM117 60H119V59H117ZM140 60V59H139ZM144 60H146V59H144ZM143 60V61H144ZM149 59H147V61H148ZM186 60V59H185ZM195 60V61H196ZM211 60V59H210ZM210 60H208L209 62H211ZM218 60L217 61H215L216 63L218 62ZM115 61V60H114ZM130 61V60H129ZM132 61V63H133V60H131ZM150 61V60H149ZM155 61V62H154ZM182 61H184V60H182ZM180 62L179 64H181L180 66H182V64L183 63H185V62ZM190 61V60H189ZM225 61V60H224ZM224 61H221V62H224ZM235 61V60H234ZM118 62H120V61H118ZM122 62V61H121ZM134 62H135V60H134ZM140 62V61H139ZM142 62V61H141ZM145 62V61H144ZM143 62V63H144ZM152 62V61H151ZM175 62H176V60H175ZM192 62V61H191ZM207 62V61H206ZM208 62V63H209ZM220 62V63H221ZM226 62V61H225ZM228 62V63H229ZM264 62V61H263ZM95 63V62H94ZM126 63V62H125ZM131 63V64H132ZM142 63V64H143ZM149 63V62H148ZM177 63V62H176ZM196 63V62H195ZM207 63V64H208ZM212 63V62H211ZM220 63H218V64H220ZM228 63L227 64H225L226 66H228ZM233 63V62H232ZM107 64V63H106ZM118 64V63H117ZM122 64V63H121ZM128 64V63H127ZM160 64V65H159ZM173 64V63H172ZM171 64V65H172ZM175 64V63H174ZM187 64V63H186ZM191 64V63H190ZM198 64V63H197ZM203 64V63H202ZM217 64V65H218ZM222 64V63H221ZM110 65H113V64H110ZM119 65V64H118ZM136 65V64H135ZM134 65V66H135ZM149 65V64H148ZM147 65V66H148ZM177 65V64H176ZM184 65V64H183ZM205 65V64H204ZM210 65V64H209ZM216 65V64H215ZM233 64H231V68H233V66H232ZM108 66H109V64H108ZM122 66H123V64H122ZM146 66V67H147ZM169 66V65H168ZM206 66V65H205ZM208 66V65H207ZM218 66H220L221 67V69H223L222 68V65H218ZM230 66V65H229ZM252 66V67H251ZM264 66V65H263ZM41 67V66H40ZM107 67V66H106ZM110 67V66H109ZM119 67V66H118ZM117 67V68H118ZM171 67V66H170ZM183 67V66H182ZM181 67V68H182ZM185 67H187V66H184V68L183 69H186ZM210 67V66H209ZM219 67V68H220ZM44 68V67H43ZM42 68V69H43ZM113 68V67H112ZM129 68V67H128ZM136 68V67H135ZM143 68V67H142ZM148 68H147V70H148ZM160 68V67H159ZM173 68V67H172ZM180 68V67H179ZM216 68H217V66H216ZM224 68H225V66H224ZM227 68V67H226ZM226 68H225V70H226ZM229 68V67H228ZM47 69V68H46ZM106 69V68H105ZM119 69V68H118ZM123 69V68H122ZM121 69V70H122ZM126 69V68H125ZM176 69V68H175ZM191 69V68H190ZM214 69H215V67H214ZM213 69V70H214ZM230 69V68H229ZM229 69H227V70H229ZM110 70V69H109ZM112 70V69H111ZM144 70H146V68L144 67ZM169 70V69H168ZM209 70V69H208ZM213 70L211 71V72H213ZM216 70V69H215ZM219 70V69H218ZM225 70H223L222 72L224 73V72H227V71H225ZM256 70H260V71H256ZM39 71V70H38ZM120 71V70H119ZM139 71H141V69L139 70ZM142 71H143V69H142ZM162 71V70H161ZM210 71H208V72H210ZM217 71V70H216ZM220 71V70H219ZM218 71V72H219ZM256 71V72H255ZM262 71H264V68H263V70ZM261 71V72H262ZM30 72V71H29ZM136 72V71H135ZM144 72V71H143ZM156 72V70H154L153 71V73L151 74L152 76H153V74ZM171 71L169 70V72L168 73H170ZM197 72V71H196ZM26 73V72H25ZM121 73V72H120ZM128 73V72H127ZM146 73H147V71H146ZM146 73H144L143 75H145ZM157 73V72H156ZM155 73V74H156ZM172 73V72H171ZM216 73V72H215ZM231 73H232V71H231ZM27 74V73H26ZM39 74V73H38ZM42 74V73H41ZM148 74V73H147ZM207 74V76H209V74L210 73H206ZM226 74H228V73H226ZM254 74V75H255ZM260 74V73H259ZM262 74H264V72L262 73ZM157 75V74H156ZM156 75H155V77H156ZM159 75V74H158ZM165 75V74H164ZM214 75V74H213ZM212 74L210 75L211 77L213 76ZM219 75H220V72H219ZM219 75H217L218 76V78H219ZM225 75V74H224ZM231 74H230V71H229V74L227 75L228 77L230 76ZM261 75V74H260ZM147 77H150V75H146ZM171 76V75H170ZM200 76V75H199ZM198 76V77H199ZM203 76V75H202ZM209 76V77H210ZM226 76V75H225ZM232 76V75H231ZM230 76V77H231ZM232 76V77H233ZM259 76V75H258ZM22 77V76H21ZM30 77V76H29ZM142 77V76H141ZM174 77V76H173ZM215 77H216V75H215ZM222 77V76H221ZM151 78V77H150ZM152 78H154V77H152ZM205 78V77H204ZM226 78V77H225ZM253 78V79H252ZM258 78H260V77H258ZM262 78V77H261ZM188 79V78H187ZM200 79V78H199ZM198 79V81H196V80H194V81H191V82H199L200 80H202L203 81V79H200L199 80ZM216 79V78H215ZM227 79V78H226ZM228 79H230V78H228ZM264 79V78H263ZM159 80V79H158ZM191 80V79H190ZM193 80V79H192ZM205 81L204 82H201V83H203V87H202V89H201V86H199L200 87V90H202L201 92H200V94H199V98H198V102L200 103V104H203V105H208V100L206 99V97H204L203 96V94L206 92V91H208V87H210V84H211V80H213V79H210V78H207V79H204ZM216 80H220V78L219 79H216ZM223 80V79H222ZM222 80H220L221 82H222ZM255 80V79H254ZM259 79H257V81H258ZM40 81V80H39ZM189 81V80H188ZM224 82H222V84L224 83L225 84V82H227L228 80H223ZM229 81H231V79L229 80ZM229 81H228V83H226V84H231V82L229 83ZM260 81V80H259ZM262 81H264V80H262ZM195 82V83H196ZM232 82H234V81H232ZM214 83V82H213ZM212 83V84H213ZM26 84V83H25ZM48 84V83H47ZM211 84V87L213 88V85H216V84H213L212 85ZM218 84H221L220 82L218 83ZM236 84V83H235ZM252 84V85H251ZM261 84H264V82L263 83H261ZM61 85H62V83H61ZM65 85V84H64ZM40 86V85H39ZM186 86V85H185ZM193 86V85H192ZM191 86V87H192ZM198 86V85H197ZM218 86V85H217ZM223 86H225V88H226V85H223ZM232 86L230 87V88H232ZM260 86H262V85H260ZM264 86V85H263ZM262 86V87H263ZM42 87V86H41ZM88 87V86H87ZM89 87H93V84L91 85V86H89ZM189 87V86H188ZM207 89H206V88ZM216 87V86H215ZM219 87V86H218ZM255 87L257 88V82H256V85H255ZM259 87V86H258ZM20 88V87H19ZM26 88H28V87H26ZM96 88V87H95ZM94 88V89H95ZM193 88V87H192ZM211 88V89H212ZM261 88V87H260ZM71 89V88H70ZM69 89V90H70ZM90 89V88H89ZM239 89H241V90H243L242 91V93L240 92V93H236L235 94V91H237V90H239ZM20 90H22V89H20ZM44 91H45V89H43ZM59 90V89H58ZM91 90H93V88H91ZM91 90H90V92H91ZM110 90V89H109ZM213 90V89H212ZM214 90H217V89H214ZM14 91V90H13ZM26 91V90H25ZM29 91V90H28ZM264 91V90H263ZM263 91H260V92H263ZM27 92V91H26ZM35 92V91H34ZM37 92V91H36ZM43 92V91H42ZM48 92V91H47ZM53 92V91H52ZM51 92V93H52ZM89 92V93H90ZM214 92V91H213ZM217 92H218V90H217ZM222 92V91H221ZM259 92V93H260ZM2 93V92H1ZM37 93H41V90H40V92H37ZM63 93V92H62ZM87 93H88V90H87ZM88 93V94H89ZM208 93H209V91H208ZM232 93H234L235 94V97H234V99H236V98H239V99H242V101L241 102H239V103H234V100H233V98L231 97V95H233ZM4 94V93H3ZM22 94V93H21ZM28 94V93H27ZM42 94V93H41ZM82 94V93H81ZM264 94V93H263ZM7 95V94H6ZM18 95V94H17ZM26 95V94H25ZM35 95V94H34ZM54 95V94H53ZM66 95V94H65ZM91 95V94H90ZM96 95V94H95ZM260 95V94H259ZM31 96H33V95H31ZM36 96H39V95H36ZM43 96H45V95H43ZM64 96V95H63ZM83 96H84V94H83ZM130 96V95H129ZM187 96V95H186ZM262 96V95H261ZM260 96V97H261ZM264 96V95H263ZM18 97V96H17ZM22 97V96H21ZM40 97H41V95H40ZM54 97H56V96H54ZM91 97V96H90ZM97 97V96H96ZM259 97V96H258ZM26 98V97H25ZM31 98V97H30ZM29 98V99H30ZM43 98V97H42ZM60 98V97H59ZM78 98V97H77ZM85 98V97H84ZM255 98V97H254ZM261 98H263V97H261ZM36 99V98H35ZM41 99V98H40ZM44 99V98H43ZM1 100V99H0ZM25 100H27L28 101V99L26 98ZM37 100V99H36ZM64 100V99H63ZM136 100V99H135ZM211 100V99H210ZM255 100V99H254ZM33 101V100H32ZM31 101V102H32ZM251 101V100H250ZM256 101H258V100H256ZM259 101L261 102V99H259ZM45 102V101H44ZM263 102V101H262ZM261 102V103H262ZM40 103V102H39ZM48 103V102H47ZM54 103H55V101H54ZM120 103V102H119ZM6 104V103H5ZM16 104V103H15ZM15 104H13L12 106H14ZM42 104V103H41ZM57 104V103H56ZM2 105V104H1ZM9 105V104H8ZM18 104H16L15 106H17ZM21 105V104H20ZM20 105L18 106L19 107V109H20ZM121 105V104H120ZM3 106V105H2ZM11 105H9V107H10ZM22 106V105H21ZM61 106V105H60ZM105 106V105H104ZM103 106V107H104ZM213 106V105H212ZM5 106H3L2 107V110H3V108H4ZM7 108H8V106H6ZM62 107V106H61ZM68 107V106H67ZM4 109L3 111H0V143H1V137H3V136H1V135H3V133L5 132L4 131V129L6 128L4 125H5V123H6V119H8V118H11L12 116H14L15 115V111H14V108H12L11 107V109L9 108V109ZM21 108H23V107H21ZM246 108V109H245ZM13 109V110H12ZM15 109H17V108H15ZM37 109V108H36ZM111 109V108H110ZM255 110L257 109V110H259L258 108H254ZM21 110V109H20ZM18 111V110H16V111H18V113H16L17 114V116L19 117H21V116H23V114H22V110H24V109H22L21 111ZM26 110V109H25ZM29 110V109H28ZM32 110V109H31ZM249 110H250V108H249ZM248 110V112H250ZM35 111V110H34ZM119 111V110H118ZM260 111V110H259ZM108 112V111H107ZM172 112V111H171ZM189 112V111H188ZM24 113V112H23ZM33 113V112H32ZM153 113V112H152ZM173 113V112H172ZM185 113V112H184ZM187 113V112H186ZM26 114V113H25ZM181 114V113H180ZM188 114V113H187ZM56 115V114H55ZM116 115V114H115ZM173 115H174V113H173ZM194 115V114H193ZM25 116V115H24ZM23 116V117H24ZM50 116H52V115H50ZM49 116V117H50ZM163 116V115H162ZM165 116V117H164ZM164 120L162 119L161 121H164V122H166V123H170L169 122V120H170V118L172 117L171 116V114H170V112H166L165 114H164ZM189 116H190V114H189ZM191 118H192V116H190ZM207 117V118H208ZM32 118V117H31ZM35 118V117H34ZM39 118V117H38ZM114 118H115V116H114ZM181 118V119H180ZM189 118V117H188ZM188 118H187V116H186V118L184 117V116H181V117H179V121H180V123L179 124H177V125H180V127L183 129H188L189 130V132H188V130H186V132H188L190 135H192V136H194V132L195 131H193V129L195 128V127H192V126H189V121H191V120H188ZM260 118V117H259ZM258 118V119H259ZM33 119V118H32ZM47 119V118H46ZM56 119V118H55ZM61 119V118H60ZM203 119H204V117H203ZM50 120V119H49ZM63 120V119H62ZM141 120V119H140ZM206 120V119H205ZM204 120V121H205ZM212 120V119H211ZM3 121H5V123H3ZM45 121V120H44ZM52 121V120H51ZM54 121V120H53ZM114 121V120H113ZM160 121V122H161ZM168 121V122H167ZM172 121V120H171ZM175 121V120H174ZM236 121V120H235ZM239 121V120H238ZM17 122V121H16ZM21 122V121H20ZM43 122V121H42ZM154 122V121H153ZM176 122H178V121H176ZM176 122H174V125H176L175 123ZM208 122V121H207ZM162 123V122H161ZM160 123V124H161ZM215 123V124H216ZM244 123V124H243ZM247 123V122H246ZM244 121L242 122V125H249V123L248 124H246ZM18 125H19V122L17 123ZM16 124V126H18ZM23 124V123H22ZM21 124V125H22ZM51 124V123H50ZM53 124V123H52ZM163 125H164V123H162ZM162 124L160 125V126H162ZM171 125V124H170ZM254 126L256 125V124H253ZM258 125V124H257ZM26 126H28L29 127V125L28 124H26ZM31 126V128H33L32 127V124L30 125ZM37 128H38V126L37 125H35ZM166 126V125H165ZM172 126V125H171ZM184 126V127H183ZM250 126L251 125H249V128H250ZM12 128H14V133H13V136H12V134H11V136H12V140H11V144H13V146L14 145H16V146H18L19 144L20 145H22V143H23V137L22 136H19V135H21V134H19V129H18V127H16L15 128V126L13 127V126H11ZM27 127V128H28ZM158 127V126H157ZM164 127V126H163ZM167 127V126H166ZM166 127H164V128H166ZM174 127V126H173ZM177 127V126H176ZM241 127H244V126H241ZM248 127V126H247ZM253 127V126H252ZM251 127V128H252ZM22 128V127H21ZM26 128V127H25ZM26 128V129H27ZM40 128V127H39ZM164 128H163V130H164ZM169 128V127H168ZM217 128V127H216ZM248 129V131H250V130H252V129ZM262 128V127H261ZM26 129H24V130H26ZM34 129V128H33ZM36 129V128H35ZM43 129V128H42ZM176 129H178V127L176 128ZM180 129V128H179ZM178 129V130H179ZM196 129V128H195ZM211 129H213V127L211 128ZM210 129V130H211ZM246 129V127H244V129L243 130H245ZM247 129H246V131H247ZM255 129V128H254ZM253 129V130H254ZM22 130V129H21ZM20 130V131H21ZM24 130H22V131H24ZM29 131L31 130V129H28ZM28 130H26L27 131V133H28ZM38 130V129H37ZM45 130V129H44ZM172 130V129H171ZM171 130H169V132L171 131ZM174 130V129H173ZM172 130V131H173ZM200 130V129H199ZM217 132L218 131H220V130H218V129H215ZM243 130H239V132L240 131H243ZM252 130V131H253ZM259 130V129H258ZM4 131V132H3ZM31 131H35V132H37L36 130H31ZM165 131V130H164ZM176 131V130H175ZM174 131V132H175ZM252 131H250V133H247L246 132V137H248V136H252ZM254 131H257V129L256 130H254ZM260 131H262V130H260ZM7 132V131H6ZM13 131H11V133H12ZM41 132H42V130H41ZM41 132H37L36 133V135L38 134V133H40V135H43V134H41ZM98 132V131H97ZM166 132V131H165ZM181 132V131H180ZM180 132H178V131H176V133H178V134H180ZM186 132H184L185 134V136L187 135V137L188 136H190V135H188V134H186ZM200 132H201V130H200ZM199 132V133H200ZM208 132V131H207ZM222 132V131H221ZM21 133H23V132H21ZM43 133V132H42ZM56 133V132H55ZM168 133V132H167ZM171 133V132H170ZM169 133V134H170ZM181 133H183V131L181 132ZM197 133V132H196ZM195 133V134H196ZM204 133H205V131H204ZM209 133V132H208ZM222 133H224V132H222ZM226 133H224V134H226ZM238 133V132H237ZM243 133H244V135H245V132L243 131ZM242 133V134H243ZM258 133V132H257ZM257 133H254L253 132V134H257ZM261 133V132H260ZM259 133V134H260ZM9 134V133H8ZM29 134V133H28ZM44 134H45V131H44ZM47 134V136H49L50 134H48V132L46 133ZM172 134V133H171ZM198 134V133H197ZM202 135H204L203 134V132L201 133ZM250 134V135H249ZM7 135V134H6ZM23 135V134H22ZM32 135V134H31ZM40 135H39V138H40V140L42 139L41 137H44V139H45V137L47 138V136H41L40 137ZM144 135V134H143ZM174 135H176V134H174ZM209 135H211V134H209ZM221 134H219V136H220ZM227 135L225 136V135H223V136H225V137H227ZM238 136H239V138L241 137V139H242V137L243 136H241V134L239 133V134H237ZM9 136V135H8ZM191 136V137H192ZM197 136V135H196ZM195 136V137H196ZM212 136V135H211ZM238 136H236V137H238ZM258 136V135H257ZM7 137V136H6ZM22 137V138H21ZM37 137H38V135H37ZM50 137H52V136H50ZM145 137V136H144ZM204 137V136H203ZM215 137V136H214ZM221 137V136H220ZM250 137H248V138H250ZM5 138V137H4ZM36 138V137H35ZM147 138V137H146ZM154 138V137H153ZM152 138V139H153ZM194 138V137H193ZM228 138V137H227ZM226 138V139H227ZM248 138H246L245 140H247ZM254 137H252L251 139H253ZM261 138V137H260ZM43 139V140H44ZM48 139H49V137H48ZM50 139H52V138H50ZM133 139V138H132ZM148 139V138H147ZM170 139V140H169ZM190 139V138H189ZM208 139H210V138H208ZM216 139V138H215ZM241 139H239V140H241ZM244 139V138H243ZM251 139L248 141V142H251V144L249 145V144H247V146L248 147H250L251 145H252V143H254L253 141H251ZM22 140V141H21ZM31 140V139H30ZM29 140V141H30ZM46 140V139H45ZM166 140H167V138H166ZM165 140V141H166ZM221 140V139H220ZM256 140V139H255ZM263 140V139H262ZM25 141V140H24ZM38 141V140H37ZM169 141H172L171 143H173L174 144V142H176L177 143V145L176 144H174L173 146H178L179 148H180V146H182V145H180L179 146V144H181V141L180 142H177V141H179V137H176V136H171L170 138H168V141H167V143L169 142ZM202 141V140H201ZM206 141V140H205ZM204 141V142H205ZM238 141V140H237ZM5 142V141H4ZM7 142V141H6ZM9 142V141H8ZM7 142V143H8ZM26 142V141H25ZM30 142H32V141H30ZM36 142V141H35ZM41 142V141H40ZM47 142V141H46ZM52 142V141H51ZM63 142V141H62ZM140 142V141H139ZM207 142V141H206ZM208 142H209V140H208ZM210 142H211V140H210ZM241 142V141H240ZM260 142V141H259ZM3 143V142H2ZM49 143V142H48ZM65 143V142H64ZM165 143V142H164ZM170 143V142H169ZM255 143H257V141L255 142ZM255 143L253 144L254 146H255ZM10 144V145H11ZM27 144V143H26ZM37 144V143H36ZM40 144V143H39ZM156 144V143H155ZM182 144H183V141H182ZM188 144V143H187ZM240 144V143H239ZM262 144V143H261ZM19 145V146H20ZM48 145V144H47ZM52 145V144H51ZM142 145V144H141ZM169 145V144H168ZM188 145H190V144H188ZM245 145V144H244ZM257 145V144H256ZM3 146V145H2ZM31 146V145H30ZM99 146H102V145H99ZM172 145H170L169 146V148L171 147ZM173 146H172V148H173ZM187 146V145H186ZM191 146V145H190ZM194 146V145H193ZM243 145H241V147H242ZM1 147V146H0ZM41 147V146H40ZM39 147V148H40ZM51 147V146H50ZM119 147V146H118ZM183 147V151L185 150L184 149V147L185 146H182ZM195 147V146H194ZM245 147H246V145H245ZM253 147V146H252ZM13 148V147H12ZM10 149V148H8L7 149V147H6V150L3 148V150H1V157L2 158H5L6 159V157L8 158L9 156H11V154H13L14 152H13V149ZM15 148H17V147H15ZM19 148V150H17L18 151V153L20 152V154H21V147H18ZM24 148H26V147H24ZM166 148V147H165ZM177 148V147H176ZM186 148V147H185ZM187 148H189V149H193V147L192 148H190V147H188L187 146ZM198 148V147H197ZM200 148V147H199ZM201 148H202V146H201ZM205 148V147H204ZM203 148V149H204ZM256 148V147H255ZM259 148V147H258ZM34 149V148H33ZM173 149H175V148H173ZM250 149H251V147H250ZM253 149H254V147H253ZM30 150H32L31 149V147H30ZM168 150V149H167ZM182 150V149H181ZM188 150V149H187ZM191 150H190V152H191ZM199 151H200V149H198ZM202 150V149H201ZM247 150H249V148L247 149ZM261 150V149H260ZM24 151V150H23ZM33 151V150H32ZM126 151V150H125ZM170 151V150H169ZM183 151H181V152H183ZM189 151V150H188ZM203 151V150H202ZM202 151H200V152H202ZM208 151H211L212 152V150L211 149H209ZM216 151V150H215ZM35 152V151H34ZM132 152V151H131ZM173 152H175V151H173ZM178 152V151H177ZM210 152V153H211ZM249 152H251V151H249ZM253 153H255L254 151H252ZM17 153V154H18ZM24 153V152H23ZM25 153H26V151H25ZM28 153H29V150H28ZM42 153V152H41ZM143 153V152H142ZM155 153H156V155L158 154V155H160V154H163L164 153V151L161 149V150H159V149H157L156 151H155ZM180 153V152H179ZM184 153H185V151H184ZM188 153V152H187ZM203 153V155H204V153L205 152H202ZM16 154V153H15ZM13 155L14 156V159H15V156L16 155ZM135 154V153H134ZM139 154V153H138ZM145 154V153H144ZM147 154V153H146ZM145 154V155H146ZM188 154H190V153H188ZM191 154H194V153H191ZM195 154H196V152H195ZM201 154V153H200ZM208 154V153H207ZM228 154H230V155H228ZM235 154V153H234ZM261 154V153H260ZM24 155V154H23ZM22 155V156H23ZM136 155V154H135ZM148 155V154H147ZM212 154H210V156H211ZM216 155V153L214 154V156ZM262 155V154H261ZM12 156V157H13ZM29 156V155H28ZM32 156V155H31ZM152 156V155H151ZM150 156V157H151ZM153 156H154V154H153ZM161 156V155H160ZM191 156V155H190ZM208 156V155H207ZM217 156L218 157H220L219 155H216L215 157L217 158ZM237 156H238V154H237ZM241 156V155H240ZM239 156V157H240ZM243 156V155H242ZM241 156V157H242ZM11 157V158H12ZM27 157V156H26ZM131 157V156H130ZM147 157V156H146ZM195 157V156H194ZM204 157V156H203ZM214 157V158H215ZM222 157V156H221ZM232 157V156H231ZM17 158V157H16ZM143 158V157H142ZM166 158V157H165ZM168 158V157H167ZM177 158V157H176ZM175 158V159H176ZM199 158V157H198ZM201 158V157H200ZM225 158V159H224ZM233 159H235V157L233 156L232 157ZM9 159V160H8ZM7 159V164L5 165V162L4 163H2V164H0L1 166H0V225H1V223L4 225V228H2L3 227V225H2V227L0 228L1 230H2V232L0 233V264H20L21 262H23V260H22V258H21V256L20 255H22L21 254V252H22V249L21 248H23L24 247V245H26V243H21V238L24 236V235H28L27 234V232H26V230L24 229V226L26 225V224H30V225H32L31 223H36V225H39V222H38V220H36V218L37 217H39L40 218V216H34V215H32V216H30V211H33V210H31V205H32V203L34 202V201H32L33 200V198H31L30 196H28L29 194H28V189H31V188H29V182H32L33 180H36L38 177H37V174H36V172L35 171H38V170H36V169H34L33 168V166H32V164L30 165L29 163H28V165H27V168L26 169H24V167H26V165L24 164L23 166V168L22 167H20V163H19V161L18 162H14V160H13V163L15 164V163H18V166H17V164H13V166L11 165H9L10 163L9 162H12V161H10V157ZM20 159H21V157H20ZM24 159V158H23ZM41 159V158H40ZM144 159V158H143ZM142 159V160H143ZM153 159H155V158H153ZM206 159V158H205ZM209 159V158H208ZM219 159V158H218ZM221 159V158H220ZM253 159V158H252ZM141 160V159H140ZM139 160V161H140ZM157 160V159H156ZM177 160H179V159H177ZM176 160V161H177ZM184 160V159H183ZM213 160V159H212ZM222 160V161H223ZM238 160V157H236V161L235 162H233V160H232V164H235L236 162H238L237 164H238V166H236V167H239V164H242L243 165V162H244V157L243 158H239V160ZM249 160V159H248ZM255 160H257L258 161V159H255ZM5 161V160H4ZM16 161V160H15ZM96 161V160H95ZM145 161V160H144ZM180 161V160H179ZM192 161V160H191ZM214 161V160H213ZM256 161V162H257ZM1 162H3V161H1ZM0 162V163H1ZM26 162V161H25ZM24 162V163H25ZM29 162V161H28ZM32 162V161H31ZM34 162V161H33ZM146 162V164H147V162L148 163H150L149 162V158H148V160L147 161H145ZM174 162V161H173ZM173 162H172V164H173ZM178 162V161H177ZM184 162V161H183ZM182 162V163H183ZM188 162V161H187ZM225 162V163H226ZM245 162H246V160H245ZM254 162V161H253ZM41 163V162H40ZM163 163V162H162ZM167 163H168V161H167ZM166 163V164H167ZM181 163V164H182ZM224 163V164H225ZM249 163V162H248ZM4 164V165H3ZM27 164V163H26ZM36 164V163H35ZM38 164V163H37ZM36 164V165H37ZM64 164V163H63ZM111 164V163H110ZM145 164V163H144ZM165 164V165H166ZM169 164H171V163H169ZM191 164V163H190ZM194 164V163H193ZM192 164V165H193ZM196 164V163H195ZM194 164V165H195ZM231 164V163H230ZM231 164V165H232ZM236 164V165H237ZM245 164V163H244ZM251 164V163H250ZM253 164H256V163H253ZM258 164V163H257ZM35 165V166H36ZM112 165V164H111ZM141 165V164H140ZM164 165V164H163ZM164 165V166H165ZM177 165V164H176ZM197 165V164H196ZM203 165V164H202ZM206 165V171L208 170L207 169V164H205ZM204 165V166H205ZM261 165V164H260ZM22 166V165H21ZM34 166V167H35ZM39 166V165H38ZM144 166H147V165H144ZM170 166V165H169ZM175 166V165H174ZM173 166V167H174ZM178 166H180V165H178ZM186 166H188V165H186ZM200 166V165H199ZM209 166H211V165H209ZM232 166H235V165H232ZM248 166H249V164H248ZM262 166V165H261ZM18 167H20L21 169H24V170H21L20 168V170L18 169ZM137 167V166H136ZM140 167V166H139ZM148 167V166H147ZM146 167V168H147ZM167 167V166H166ZM171 167V166H170ZM192 167V166H191ZM202 167V166H201ZM213 167V166H212ZM211 167V168H212ZM252 167H254V165L252 166ZM57 168V167H56ZM68 168V167H67ZM142 168V167H141ZM145 168V169H146ZM172 168V167H171ZM177 168V167H176ZM179 168V167H178ZM180 168H182V166L180 167ZM186 168V167H185ZM184 168V170H183V172H185V170H187V169H185ZM241 168V167H240ZM249 168V167H248ZM2 169V170H1ZM104 169V168H103ZM140 169V168H139ZM150 169V168H149ZM148 169V170H149ZM157 169V168H156ZM155 169V170H156ZM183 169V168H182ZM258 169V168H257ZM111 170V169H110ZM115 170V169H114ZM120 170V169H119ZM132 170V169H131ZM148 170H146V171H148ZM166 170V169H165ZM168 170V169H167ZM166 170V171H167ZM174 170V169H173ZM178 170V169H177ZM193 170V169H192ZM204 170V169H203ZM210 170V169H209ZM213 170V169H212ZM225 170V169H224ZM251 170H253V168L251 169ZM255 171H256V169H254ZM129 171V170H128ZM133 171V170H132ZM135 171V170H134ZM140 171V170H139ZM157 171V170H156ZM155 171V172H156ZM165 171V172H166ZM198 171H199V169H198ZM197 170H196V172H198ZM214 171H215V169H214ZM214 171H208V172H205V170H204V172H202V168H201V172L203 173V176L205 177V178H208L209 180H210V182H212V183H209V184H211L212 185V187H213V190H214V192H218V194L220 193L221 195H223V198L225 197V199L228 197V195L234 190H232V187H233V185L238 181H235L234 180V184L232 183V178L234 179V177L233 176H231L232 178H231V180L228 178L227 180H226V178H224L223 177V175H220V172L218 173V175H215L213 172ZM228 171V170H227ZM258 171V170H257ZM45 172V171H44ZM161 172H163V171H161ZM175 172V171H174ZM178 172V171H177ZM191 172V171H190ZM189 172V173H190ZM200 172V173H201ZM212 172V173H211ZM216 172H218V171H215V173ZM222 172V171H221ZM38 173V172H37ZM129 173V172H128ZM132 173V172H131ZM141 173V172H140ZM143 173H144V171H143ZM169 173V172H168ZM171 173V172H170ZM180 173H182V171H180ZM192 173H193V171H192ZM223 173V172H222ZM239 173V172H238ZM39 174V173H38ZM92 174V173H91ZM138 174V173H137ZM177 174V173H176ZM175 174V175H176ZM183 174V173H182ZM187 174V173H186ZM198 174V173H197ZM217 174V173H216ZM229 174V173H228ZM235 174V173H234ZM240 174V173H239ZM242 174V173H241ZM49 175H51V174H49ZM97 175V174H96ZM141 175V174H140ZM173 175V174H172ZM184 175V174H183ZM198 175H200V174H198ZM236 175V174H235ZM71 176V175H70ZM128 176V175H127ZM134 176V175H133ZM136 176V175H135ZM152 176V175H151ZM155 176H156V174H155ZM164 176V175H163ZM178 176V175H177ZM182 176V175H181ZM197 176V175H196ZM229 176V175H228ZM237 176V175H236ZM236 176H235V178H236ZM243 176H245V175H243ZM250 176V175H249ZM252 176V175H251ZM250 176V177H251ZM169 177V176H168ZM200 177V176H199ZM133 178V177H132ZM142 178V177H141ZM183 178V177H182ZM181 178V179H182ZM201 178H202V176H201ZM204 178V180H208V179H205ZM240 178H241V176H240ZM243 178V177H242ZM255 178V177H254ZM42 179V178H41ZM134 179H135V177H134ZM157 179V178H156ZM160 179V178H159ZM163 179V178H162ZM166 179V178H165ZM184 179H186V178H184ZM197 179H198V177H197ZM258 179V178H257ZM260 179V178H259ZM264 179V178H263ZM90 180V179H89ZM158 180V179H157ZM195 180V179H194ZM193 180V181H194ZM230 180V181H229ZM242 180H244V178L242 179ZM261 180V179H260ZM44 181V180H43ZM126 181V180H125ZM129 181V180H128ZM132 181H134V180H132ZM135 181H137L136 179H135ZM148 181V180H147ZM151 181V180H150ZM155 181V180H154ZM159 181V180H158ZM255 183L257 182L256 181V178H255ZM33 182H35V181H33ZM36 182H37V180H36ZM42 182V181H41ZM45 182V181H44ZM153 182V181H152ZM183 182H185V181H183ZM190 182V181H189ZM204 182V181H203ZM206 182L207 181H205V183L204 184H206ZM240 182V181H239ZM259 182V181H258ZM263 182V181H262ZM19 183H22L21 185L19 184ZM40 183V181L38 182V183H35V184H39ZM121 183H123V182H121ZM139 183V182H138ZM137 183V184H138ZM150 183V182H149ZM154 183V182H153ZM163 183V182H162ZM194 184L193 185H195V182H193ZM208 183V182H207ZM238 183V182H237ZM247 183V182H246ZM260 183H261V181H260ZM90 184V183H89ZM92 184V183H91ZM115 184V183H114ZM123 184H126V183H123ZM134 184V183H133ZM188 184V183H187ZM202 184V183H201ZM233 184V185H232ZM242 184H244V183H242ZM248 184V183H247ZM257 184V183H256ZM255 184V185H256ZM41 185V184H40ZM98 185V184H97ZM119 185V184H118ZM177 185V184H176ZM210 185V186H211ZM240 185V184H239ZM249 185V184H248ZM247 185V186H248ZM251 185V184H250ZM253 185V184H252ZM258 185V184H257ZM43 186V185H42ZM86 186V185H85ZM95 186V185H94ZM129 186H132V185H129ZM140 186V185H139ZM178 186V185H177ZM183 186V185H182ZM185 186V185H184ZM190 186V185H189ZM209 186V185H208ZM244 186V185H243ZM254 186V185H253ZM33 187V186H32ZM45 187V186H44ZM43 187V188H44ZM72 187H74V186H72ZM91 187V186H90ZM89 187V188H90ZM96 187V186H95ZM133 187V186H132ZM180 187V186H179ZM236 187V186H235ZM240 187V186H239ZM242 187V186H241ZM254 187H256V186H254ZM86 188V187H85ZM93 188V187H92ZM92 188H91V190H90V192L92 191ZM125 188V187H124ZM127 188V189H126ZM126 190H130V188L128 189V186H126ZM181 188V187H180ZM187 188H189V187H187ZM186 188V189H187ZM247 188V187H246ZM249 188H252V187H250L249 186ZM248 188V189H249ZM264 188V187H263ZM34 189H36V188H34ZM76 189V188H75ZM120 189V188H119ZM124 189V190H125ZM134 189H135V187H134ZM140 189V188H139ZM138 189V190H139ZM182 189V188H181ZM185 189V188H184ZM210 189H211V187H210ZM254 189V188H253ZM37 190V189H36ZM80 190V189H79ZM83 190V189H82ZM89 190V189H88ZM102 190V189H101ZM124 190H123V192L122 193H124ZM133 189H131V191H132ZM137 190V189H136ZM136 190H134V191H136ZM235 190H238V189H235ZM240 190V189H239ZM242 190H243V188H242ZM245 190V189H244ZM257 190V189H256ZM73 191V190H72ZM77 191V190H76ZM100 191V190H99ZM120 193H121V191L122 190H118ZM141 191H142V187H141ZM149 191V190H148ZM158 191V190H157ZM171 191V190H170ZM209 191H211V190H209ZM241 191V190H240ZM246 191V190H245ZM252 191V190H251ZM258 191H260V190H258ZM48 192V191H47ZM78 192V191H77ZM88 192V191H87ZM116 192V191H115ZM118 192V193H119ZM126 192V191H125ZM129 192V191H128ZM155 192V191H154ZM180 192V191H179ZM253 192V191H252ZM252 192H251V194H252ZM262 192L264 193V191L262 190ZM31 193H33V191L31 192ZM36 193V192H35ZM34 193V194H35ZM41 193V192H40ZM44 193V192H43ZM75 193V192H74ZM96 193V192H95ZM131 193V195H132V193L133 192H130ZM130 193H129V195L128 196H131L130 195ZM137 193V195H138V192H136ZM144 193H146V192H144ZM153 193V192H152ZM171 193V192H170ZM206 193V192H205ZM209 193V192H208ZM207 193V194H208ZM234 193V192H233ZM241 193H242V191H241ZM243 193H244V191H243ZM254 193V192H253ZM51 194V193H50ZM96 194H99V192L98 193H96ZM105 194V193H104ZM117 194V193H116ZM133 194H135V193H133ZM212 195H213V192L211 193ZM220 194H219V198L218 199H220ZM240 194V193H239ZM245 194V193H244ZM256 194V193H255ZM40 195V194H39ZM38 195V196H39ZM44 195V194H43ZM90 195H91V197H92V194H89V196L87 195V194H85V191H84V193H82L81 192V194H79L78 196L77 195H75V196H77V201L78 202H75V203H78L79 205H83V206H85V207H87L88 208V205H87V203L89 204V202H91V200L89 201V199H90ZM111 195V194H110ZM121 195V194H120ZM123 195V194H122ZM127 195V194H126ZM136 195V194H135ZM136 195V196H137ZM140 195V194H139ZM168 195V194H167ZM209 195V194H208ZM215 195V194H214ZM213 195V196H214ZM233 195V194H232ZM238 195V194H237ZM249 195V194H248ZM35 196V195H34ZM47 196H48V194H47ZM96 196V195H95ZM95 196H93V197H95ZM98 196V195H97ZM101 196V195H100ZM105 195H103L102 194V197H104ZM164 196H166V195H164ZM202 196H204L203 194H202ZM215 196H218L217 194L215 195ZM252 196V195H251ZM258 196V195H257ZM263 196V195H262ZM54 197V196H53ZM92 197V200L94 199ZM101 197V198H102ZM118 197H119V194H118ZM124 197H126L125 196V193H124ZM133 198H134V196H132ZM144 197V196H143ZM222 197V196H221ZM234 197V196H233ZM36 197H34V199H35ZM52 198V197H51ZM51 198H50V200H51ZM76 198V197H75ZM98 198V197H97ZM108 198V197H107ZM111 198V197H110ZM117 198V197H116ZM120 199H121V197H119ZM118 198V199H119ZM136 198V197H135ZM134 198V199H135ZM147 198H148V196H147ZM147 198H145L146 200H148ZM203 198V197H202ZM205 198V197H204ZM211 198V197H210ZM241 198V197H240ZM243 198V197H242ZM241 198V199H242ZM40 199V198H39ZM55 199V198H54ZM119 199V200H120ZM126 199H127V197H126ZM128 199H129V197H128ZM127 199V200H128ZM144 199V198H143ZM144 199V200H145ZM214 199V198H213ZM225 199H223L224 201H227V200H225ZM228 199V198H227ZM230 199H231V197H230ZM230 199L227 201V203L229 202L230 203ZM244 199V198H243ZM261 199L262 198H260V201H261ZM36 200V199H35ZM41 200V199H40ZM42 200H45V198H43ZM41 200V201H42ZM106 200H108V199H106ZM113 200V199H112ZM117 200V199H116ZM116 200L114 199V203L116 204ZM129 200H131V198L129 199ZM129 200H128V202H129ZM136 200V199H135ZM143 200V201H144ZM203 200V199H202ZM205 200V199H204ZM49 201V200H48ZM99 202H100V200H98ZM101 201H103V199L101 200ZM118 201V200H117ZM133 201V200H132ZM139 201V200H138ZM209 201V200H208ZM217 201V200H216ZM254 201V200H253ZM43 202H45V201H42V203ZM50 202H52V201H50ZM112 202V201H111ZM111 202H109V203H111ZM142 202V201H141ZM205 202V201H204ZM207 202V201H206ZM211 202V201H210ZM218 202V201H217ZM221 202V201H220ZM258 202V201H257ZM41 202L39 203V204H42ZM53 203H54V200H53ZM52 203V204H53ZM98 203V202H97ZM103 203V202H102ZM109 203H108V205H109ZM114 203H112L113 205H115ZM123 203H124V201H123ZM129 203H131V201L129 202ZM135 203V202H134ZM133 202L131 203V204H134ZM137 203V202H136ZM177 203V202H176ZM213 203V202H212ZM219 203V202H218ZM226 203V204H227ZM233 203V202H232ZM34 204V203H33ZM91 204V203H90ZM90 204H89V207L90 208H93V207H91L90 206ZM106 204V201L104 202V205ZM143 204V203H142ZM145 204V203H144ZM224 204H225V202H224ZM248 204V203H247ZM252 204H253V202H252ZM258 204V203H257ZM35 205H38V198H37V204H35ZM45 205V204H44ZM44 205H42V206H44ZM78 205V206H79ZM87 205V206H86ZM92 205V204H91ZM102 206H103V204H101ZM111 205V204H110ZM121 205V204H120ZM124 205V204H123ZM129 205V204H128ZM220 205V204H219ZM218 205V206H219ZM228 205V204H227ZM254 205V204H253ZM256 205V204H255ZM254 205V206H255ZM260 205V204H259ZM34 206V205H33ZM41 206V207H42ZM53 206H55L54 204H53ZM58 206H61V205H58ZM70 206V205H69ZM93 206V205H92ZM96 206H98L97 204H96ZM96 206H95V208H96ZM112 206V205H111ZM110 206V207H111ZM130 206V205H129ZM132 206V205H131ZM136 206V205H135ZM142 206V205H141ZM150 206V205H149ZM216 206V205H215ZM223 206V205H222ZM226 206V205H225ZM224 206V207H225ZM245 206V205H244ZM39 207V206H38ZM49 207V206H48ZM56 207V206H55ZM72 207V206H71ZM76 207V206H75ZM101 207V206H100ZM104 207V206H103ZM105 207H109V206H105ZM104 207V208H105ZM127 207V206H126ZM137 207V206H136ZM221 207V206H220ZM248 207V206H247ZM251 207V206H250ZM249 207V208H250ZM34 208H36V206L34 207ZM40 208V207H39ZM83 208V207H82ZM150 208V207H149ZM151 208H152V206H151ZM226 208V207H225ZM225 208H223L224 210H226ZM258 208V207H257ZM33 209V208H32ZM72 209V208H71ZM131 209H132V207H131ZM130 209V211H132ZM133 209H134V207H133ZM136 209V208H135ZM155 209V208H154ZM205 209V208H204ZM208 209V208H207ZM252 209V208H251ZM260 209V208H259ZM38 210V209H37ZM66 210V209H65ZM77 210H79V209H77ZM76 210V211H77ZM81 210V209H80ZM79 210V211H80ZM84 210V209H83ZM86 210V209H85ZM88 210V212H89V210L90 209H87ZM104 210V209H103ZM109 210V209H108ZM107 210V211H108ZM114 210V209H113ZM118 210V209H117ZM121 210H123V209H121ZM150 210V209H149ZM160 210V209H159ZM250 210V209H249ZM34 211H36V210H34ZM61 211V210H60ZM63 211V210H62ZM94 211V210H93ZM111 211V210H110ZM127 211H129V210H127ZM133 211H135V210H133ZM138 211V210H137ZM220 211V210H219ZM230 211V210H229ZM228 211V212H229ZM40 212V211H39ZM63 212H65V211H63ZM69 212V211H68ZM86 212V211H85ZM103 212V211H102ZM116 212H118V211H116ZM121 212V211H120ZM126 212V211H125ZM187 212V211H186ZM226 212H227V210H226ZM247 212V211H246ZM260 212H262V211H260ZM264 212V211H263ZM262 212V213H263ZM34 213V212H33ZM59 213V212H58ZM87 213V212H86ZM90 213H92V212H90ZM90 213H89V215H90ZM96 213V212H95ZM104 213V212H103ZM107 213V212H106ZM130 213V212H129ZM131 213H133V212H131ZM150 213H151V211H150ZM155 213V212H154ZM160 213V212H159ZM185 213V212H184ZM259 213V212H258ZM257 213V214H258ZM40 214V213H39ZM62 214V213H61ZM66 214V213H65ZM71 214V213H70ZM85 214V213H84ZM83 214V215H84ZM113 214H114V211H113ZM112 213L110 214V215H113ZM118 214V213H117ZM127 214V213H126ZM125 214V215H126ZM133 214H135L134 216H136L137 214H136V211L133 213ZM141 214H143V213H141ZM140 214V215H141ZM181 214V213H180ZM255 214V213H254ZM72 215H74V214H72ZM97 215V214H96ZM95 215V216H96ZM99 215V214H98ZM104 215V214H103ZM109 215V218H114L113 216L111 217ZM128 215V214H127ZM126 215V216H127ZM129 215H131L132 216V214H129ZM128 215V216H129ZM166 215V214H165ZM179 215V214H178ZM183 215V214H182ZM231 215V214H230ZM248 215V214H247ZM253 215V214H252ZM45 216V215H44ZM47 216V215H46ZM52 216V215H51ZM50 216V217H51ZM66 216V215H65ZM69 216V215H68ZM88 216V215H87ZM92 216V215H91ZM93 216H94V214H93ZM92 216V217H93ZM106 216H108V214L106 215ZM123 216V215H122ZM127 216V217H128ZM130 216V217H131ZM138 217H137V219L134 217V220L138 223V221H139V223H141L140 222V220H139V213H138V215H137ZM150 216V215H149ZM155 216V215H154ZM206 216V215H205ZM210 216V215H209ZM226 216V215H225ZM228 216V215H227ZM232 216V215H231ZM263 216V215H262ZM34 217H36V218H34ZM53 217V216H52ZM70 217V216H69ZM86 217V216H85ZM126 217V218H127ZM129 217V218H130ZM169 217V216H168ZM175 217V216H174ZM182 217H184V216H182ZM236 217V216H235ZM244 217V216H243ZM43 218V217H42ZM90 217L88 216V219H89ZM100 218V217H99ZM128 218V219H129ZM162 218V217H161ZM160 218V219H161ZM210 218V217H209ZM87 219V220H88ZM106 219V218H105ZM107 219H108V217H107ZM122 219H124L123 217H122ZM121 219V220H122ZM130 219H132L133 220V216L130 218ZM145 219V218H144ZM165 219V218H164ZM185 219V218H184ZM220 219V218H219ZM238 219H240V218H238ZM253 219V218H252ZM45 220H46V218H45ZM48 220H50V219H48ZM66 220V219H65ZM102 220V219H101ZM111 221H113L112 219H110ZM116 221L118 220V218L117 219H115ZM114 220V221H115ZM141 220H142V217H141ZM163 220V219H162ZM229 220H230V218H229ZM255 220V219H254ZM64 221V220H63ZM94 221V220H93ZM92 221V222H93ZM97 221V220H96ZM107 221V220H106ZM125 221V220H124ZM130 220H128L127 222H124L125 224H127L128 222H129ZM157 221V220H156ZM180 221V220H179ZM251 221V220H250ZM45 222V221H44ZM88 222H90V220H88ZM91 222V223H92ZM118 222H119V220H118ZM136 222H134L135 224H137ZM167 222V221H166ZM169 222V221H168ZM181 222V221H180ZM185 222V221H184ZM227 222V221H226ZM262 222V221H261ZM264 222V221H263ZM97 223V222H96ZM108 223H109V221H108ZM113 223H115V222H113ZM113 223L111 224V225H113ZM121 223V222H120ZM123 223V224H124ZM145 223H146V221H145ZM157 223V222H156ZM182 224H183V222H181ZM232 223V222H231ZM256 223V222H255ZM258 223V222H257ZM256 223V224H257ZM41 224V223H40ZM62 224V223H61ZM64 224V223H63ZM66 224V223H65ZM64 224V225H65ZM110 224V223H109ZM118 224V223H117ZM117 224H114V226L115 225H117ZM122 224V225H123ZM124 224V226L126 227V226H128L129 225V223H128V225H125ZM131 224H133V222L131 223ZM147 224V223H146ZM166 224V223H165ZM234 224V223H233ZM243 224V223H242ZM255 224V225H256ZM262 224V223H261ZM91 225V224H90ZM102 225V224H101ZM100 225V226H101ZM104 225H105V223H104ZM139 225V224H138ZM203 225V224H202ZM93 226H94V224H93ZM118 226V225H117ZM133 227H134V225H132ZM136 226V225H135ZM157 226V225H156ZM169 226V225H168ZM229 226H230V224H229ZM252 226V225H251ZM264 226V225H263ZM34 227V226H33ZM107 227H109V226H107ZM111 227V226H110ZM119 227V226H118ZM130 227V226H129ZM165 226H163L162 227V229L164 228ZM171 227V226H170ZM248 227V226H247ZM258 227V226H257ZM26 228V227H25ZM36 228V227H35ZM38 228L39 227H37V230H38ZM50 228H52V227H50ZM112 228V227H111ZM119 228H121V229H124V228H122V227H119ZM130 228H132V227H130ZM160 228V227H159ZM159 228L157 229V230H159ZM224 228V227H223ZM31 229H32V227H31ZM42 229V228H41ZM40 228H39V231L41 230ZM48 229V228H47ZM92 229H93V227H92ZM96 229V228H95ZM98 229V228H97ZM100 229V228H99ZM98 229V230H99ZM113 229V228H112ZM119 230V234L117 233V235L119 236H121V237H123L124 236V234H126V232L123 230ZM134 229V228H133ZM132 229V230H133ZM237 229V228H236ZM253 229H255V228H253ZM37 230H35V231H37ZM49 230H51V229H49ZM87 230V229H86ZM106 230V229H105ZM114 230V229H113ZM125 230H126V228H125ZM130 230V229H129ZM129 230H127V232L129 231ZM168 230V229H167ZM210 230V229H209ZM216 230H218V229H216ZM226 230V229H225ZM251 230H252V227H251ZM27 231H28V229H27ZM32 231H33V229H32ZM32 231H30L31 233H33ZM41 231H43V230H41ZM45 231V230H44ZM52 231V230H51ZM50 231V232H51ZM55 231V230H54ZM107 231V230H106ZM110 231V230H109ZM233 231H234V229H233ZM241 231V230H240ZM254 231V230H253ZM25 232H26V234H25ZM30 232H28V233H30ZM99 232H101V231H99ZM134 232V231H133ZM158 232V231H157ZM163 232V231H162ZM165 232H166V230H165ZM225 232V231H224ZM229 232V231H228ZM230 232H231V230H230ZM257 232V230H255V233ZM259 232H260V229H259ZM264 232V231H263ZM47 234H51V233H49L48 231L46 232ZM130 233V232H129ZM159 233V232H158ZM170 233V232H169ZM223 233V232H222ZM239 233V232H238ZM252 233V232H251ZM254 233V232H253ZM103 234V233H102ZM132 234V233H131ZM224 234V233H223ZM227 234V233H226ZM231 234H233L234 235V232H232ZM236 234V233H235ZM242 234V233H241ZM247 234V233H246ZM263 234V233H262ZM46 235V234H45ZM55 235V234H54ZM129 235V234H128ZM158 235V234H157ZM203 235H205V234H203L202 233V236ZM217 235V234H216ZM244 235V234H243ZM253 235V234H252ZM37 237H36V239H35V241L36 240H45V236L43 235V233L42 232H39V234L38 235H36ZM49 236V235H48ZM92 236H94V235H92ZM116 236V235H115ZM127 236V235H126ZM125 236V237H126ZM164 236V235H163ZM169 236V235H168ZM219 236V235H218ZM225 236V235H224ZM238 236H239V234H238ZM241 236V235H240ZM53 237V236H52ZM54 237H56V236H54ZM64 237V236H63ZM102 237V236H101ZM120 237V238H121ZM135 237H137V236H135ZM204 237H206V236H204ZM258 237V236H257ZM27 238V237H26ZM47 238V237H46ZM65 238V237H64ZM95 238V237H94ZM118 238V237H117ZM158 238V237H157ZM48 239V238H47ZM61 239V238H60ZM68 239V238H67ZM129 239V238H128ZM167 239V238H166ZM211 239V238H210ZM248 239V238H247ZM59 240V239H58ZM126 239H123V241H124V243L126 244V241H128V240H126ZM228 240H230V239H228ZM251 240V239H250ZM57 241V240H56ZM68 241V240H67ZM111 241V240H110ZM120 241V240H119ZM121 241H122V238H121ZM122 241V242H123ZM159 241V240H158ZM232 241V240H231ZM234 241V240H233ZM253 241V240H252ZM262 241V240H261ZM39 242V241H38ZM37 242V243H38ZM60 242V241H59ZM64 242V241H63ZM62 242V243H63ZM142 242H144V241H142ZM148 242V241H147ZM147 242H146V244H147ZM160 242H161V240H160ZM164 242V241H163ZM205 242V241H204ZM235 243H236V241H234ZM260 242V241H259ZM29 243V242H28ZM65 243L67 244V242L65 241ZM65 243H63L64 245H66ZM128 243V242H127ZM230 243V242H229ZM20 244H24L23 245V247L20 245ZM125 244H123V246L125 245ZM132 244V242L130 243V245ZM140 244V246H141V243H139ZM139 244L137 245V246H139ZM148 244H150V243H148ZM153 244V243H152ZM163 244V243H162ZM207 244V243H206ZM239 244H241V243H239ZM256 244V243H255ZM71 245V244H70ZM120 245H122V243L120 244ZM136 245V244H135ZM157 245V244H156ZM155 244H154V246H156ZM159 245V244H158ZM164 245V244H163ZM235 245H237V244H235ZM234 245V246H235ZM254 245V244H253ZM67 246H69V245H67ZM129 246V245H128ZM133 246H134V244H133ZM139 246V247H140ZM217 246H219V245H217ZM223 246H224V244H223ZM249 246V245H248ZM126 247H127V244H126ZM141 247H143V246H141ZM162 247V246H161ZM222 247V246H221ZM229 247V246H228ZM232 247V246H231ZM253 247V246H252ZM65 248H67V250H68V247H65ZM112 248V247H111ZM129 248V247H128ZM134 248H135V246H134ZM147 248H150V247H147ZM163 248H164V246H163ZM224 248V247H223ZM230 248V247H229ZM58 249H61V247L60 246H57L56 247V249H54V250H56V252H57V250ZM121 249V248H120ZM123 249V248H122ZM133 249V248H132ZM141 249H143V248H140V250L139 251H141ZM151 249H153L152 248V246H151ZM155 249V248H154ZM217 249V248H216ZM38 250V249H37ZM169 250V249H168ZM177 250V249H176ZM225 250H227V249H225ZM60 251V250H59ZM69 251V250H68ZM120 251V250H119ZM122 251V250H121ZM128 251H131V250H128ZM136 251V250H135ZM143 251V250H142ZM152 251V250H151ZM161 251V250H160ZM159 250H158V252H160ZM132 252V251H131ZM138 252V251H137ZM144 252H145V247H144ZM146 252H147V250H146ZM45 253V252H44ZM59 253V252H58ZM130 253V252H129ZM133 253V252H132ZM136 253V252H135ZM141 253V252H140ZM143 253V252H142ZM141 253V254H142ZM148 253H151V252H148ZM175 253V252H174ZM259 253V252H258ZM53 254V253H52ZM64 254V253H63ZM112 254V256L111 257H114L113 255L115 254H113V253H111ZM124 254V253H123ZM125 254H126V252H125ZM145 254V253H144ZM147 254V253H146ZM253 254V253H252ZM34 255V254H33ZM44 255V254H43ZM116 255V254H115ZM140 255V254H139ZM151 255V254H150ZM171 255V254H170ZM174 255V254H173ZM178 255V254H177ZM23 256V255H22ZM57 256H59V255H57ZM62 256L63 255H61V258H62ZM65 256V255H64ZM67 256V255H66ZM65 256V257H66ZM129 256V255H128ZM217 256H219V255H217ZM226 256V255H225ZM261 256V255H260ZM108 257V256H107ZM133 257V256H132ZM144 257V256H143ZM24 258V257H23ZM26 258H27V256H26ZM56 258V257H55ZM61 258H59V257H57V259L59 260V259H61ZM64 258V257H63ZM110 258V257H109ZM128 258V257H127ZM146 258V257H145ZM233 258V257H232ZM240 258V257H239ZM65 259V258H64ZM111 259V258H110ZM113 259V258H112ZM129 259V258H128ZM140 259V258H139ZM63 260V259H62ZM66 260V259H65ZM108 260V259H107ZM144 260V259H143ZM146 260V259H145ZM155 260V259H154ZM176 260V259H175ZM174 260V261H175ZM216 260V259H215ZM228 260V259H227ZM226 260V261H227ZM234 260V259H233ZM233 260H230L231 262H233ZM242 260V259H241ZM27 261V260H26ZM54 261H55V259H54ZM120 261V260H119ZM125 261H127V260H125ZM133 261V260H132ZM138 261V260H137ZM142 261V260H141ZM218 261V260H217ZM225 261V262H226ZM243 261V260H242ZM25 262V261H24ZM52 261H50L49 262V260H47V261H44L42 264H52L51 263ZM58 262V261H57ZM95 262V261H94ZM111 262V261H110ZM118 262V261H117ZM122 262V261H121ZM135 262V261H134ZM139 262V261H138ZM220 262V261H219ZM238 262V261H237ZM25 263H27V262H25ZM61 263V262H60ZM59 263V264H60ZM65 263H66V261H65ZM103 263V262H102ZM105 263V262H104ZM114 263V259H113V262L111 263V264H113ZM145 263V262H144ZM240 263V262H239ZM24 264V263H23ZM54 264V263H53ZM62 264V263H61ZM122 264V263H121ZM131 264V263H130ZM220 264H222L221 262H220ZM225 264V263H224ZM233 264V263H232ZM242 264V263H241Z\"/></svg>",
  "mask_w": 264,
  "mask_h": 264
}]
</instances>
